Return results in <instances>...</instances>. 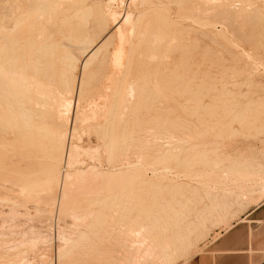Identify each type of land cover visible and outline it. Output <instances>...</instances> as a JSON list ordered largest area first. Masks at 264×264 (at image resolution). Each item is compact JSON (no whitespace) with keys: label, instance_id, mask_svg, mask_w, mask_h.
<instances>
[{"label":"rangeland","instance_id":"374dc122","mask_svg":"<svg viewBox=\"0 0 264 264\" xmlns=\"http://www.w3.org/2000/svg\"><path fill=\"white\" fill-rule=\"evenodd\" d=\"M71 3H70V2ZM62 0V1H59V3H58V7H55L54 9H58L59 11L60 10H62V9H66V8H70V7H72V8H74V7H76V6H78V4L79 3H82L83 4V6L82 5H79V6H82V7H84L86 10H90V16L88 17V19H87V29H88V31H89V33H88V35H92L91 36V40H93L92 42H94L95 44H99V43H101V42H103V39H104V42L106 41L107 42V49H105L104 48V50L102 51V53H101V55H100V57H99V59L98 58H96V60L95 59H93V61L91 62V65L89 64L88 66H87V69L86 68H84V65H82L84 62H85V58H86V56H85V58H84V56H82L81 58H80V60H79V65H78V63H77V70L75 69V71L73 70V72H72V74L70 75V78H71V80L73 79V80H75V81H73L74 82V84L72 83L71 85H70V87H71V91H73L72 93V95L70 94V96H72V98L70 97L69 98V100L66 102V103H62V107L60 108V115H59V117L58 118H56L55 116V114L54 115H50V116H48L47 118H46V124L45 125H47V126H52V125H54V124H59V126H60V128H61V130H65V131H68V136H67V139H66V145H67V147L69 146V144L68 143H71V144H75V145H77V147H80V148H77V149H79V150H77L78 151V154L79 155H81V157L78 155V158H76L74 161H72V163L71 164H65V162L67 161V159H66V157L67 156H65V158H64V162L61 164V166H60V171H59V176L61 177V183H62V181L64 180V177L66 176L65 174H67L66 173V171L68 172L69 171V173H71L72 172V170L73 171H75V172H72L73 173V177L75 176V173H81V174H85V178H87L85 181V183H88L87 184V186L89 185V184H93V185H91V187H93V188H95L96 189V187H94L95 185L97 186V187H101L100 189H97V192H95L94 190H92L93 188H91L90 186H89V188H87L85 191H87L88 189L90 190H88V193L87 192H83L82 193V191H84V190H80V184H81V182H78L77 181V179H75L74 180V178H73V180H74V182H72L71 181V183H75V181L76 182H78V185L75 183V185L73 186L71 183H69L70 182V180L69 181H67L66 183H69V186H70V184L72 185V187L70 186H68V184L64 187L63 186V183H62V185L60 184L58 187H57V191H56V195H55V202L52 204V203H47L46 201H43V200H41V202L39 203V205L40 204H42L40 207L41 208H45V211H30V212H28L27 211V214L24 212V211H22V212H24L25 214H23L24 216H21L22 214H20L21 213V211H17V213H15L16 211H10L9 210V208H7V207H9L10 205H9V203L6 201V200H3L5 203H6V205H5V203L4 202H2V199H4V197H6L5 196V194H7V193H11V191L9 190V187L7 188V190H5L4 192L2 191V192H0V196H3V197H1V202L2 203H4V205L1 203V206L3 205V206H6V207H3L2 206V208H1V206H0V208L2 209H0V217L1 216H3V217H1V219H0V221H2V227L4 228V229H2L1 227H0V243L2 244V246H0V264H18V262H19V264H131L133 261H131V260H127L126 259V257H125V255L127 256V258H129L131 255L129 254V253H126V252H130L129 250L131 249L132 250V248H129V247H131V246H129V244H130V242H131V244H134V247H136L137 246V243H134L136 240H137V238H139L138 237V235H137V231L139 230V229H137V228H141V226H143V225H145L146 227H148L149 229H151L150 231H158L159 233H167L168 232V234H170V235H172V236H174V237H176V235H182V236H189L190 238H191V242L187 245V247H186V250H184L182 253H183V256H185L186 258L187 257H191L192 255H194V254H196V253H198V252H200V251H202V245H203V242L204 241H207L209 238H213V239H216L218 236H219V234L218 233H216L217 231H216V229L217 228H224V227H228L227 225H230L231 224V222L234 220V218H235V216L236 215H239L240 213H242L245 209H246V207L248 206V204H249V202H250V200H251V198L252 197H254V199L256 198V197H260L261 196V194H262V191H263V189H264V149L262 148L263 147V145H264V0H207V1H205V0H190V2L188 1V0H186L184 3L183 2H181L182 0H175L176 2H177V4L179 3V4H181V3H183L182 5H178V6H182V8L181 7H179V10H181L180 11V14L179 13H177V11L175 12L174 10H177L178 9V7H177V5H176V2H174V0H169L170 1V3H172V4H169V2H168V4L166 5V1H168V0H156V1H158L160 4L161 3H163V1L165 2L164 4H161V6H162V8H163V6H164V8L167 10V11H165V9H164V11H163V9L162 8H160L161 6H160V4L158 3L157 4V2H155L156 4H154L153 2L155 1V0H148V1H150V3H148L149 4V6L151 5V2H152V7L150 6H147L146 4H143V2H146V1H143L142 2V4L143 5H139V4H141V2H139L140 0H129L130 1V4L129 5H131V6H128L127 4L129 3V1L128 0H115V1H113V0H111L110 2H106V1H109V0H85V3L86 4H84V0ZM87 1H88V3H87ZM134 1V2H133ZM139 2V3H136V2ZM142 1V0H141ZM162 1V2H161ZM180 1V2H179ZM184 1V0H183ZM205 1V2H204ZM61 2V3H60ZM69 2V3H68ZM76 2V4H74ZM91 4H90V3ZM97 4H96V3ZM121 2V3H120ZM128 2V3H127ZM133 2V4H135V5H133V4H131ZM66 3H68V4H66ZM92 3H93V5H92ZM105 3H107V4H105ZM190 3V5H188ZM0 4H2V1L0 0ZM59 4H61V5H59ZM110 4V5H109ZM122 4V5H121ZM174 4V5H173ZM75 5V6H74ZM87 5V6H86ZM88 5H91L90 7H88ZM97 5V6H96ZM119 5H121V6H119ZM136 6L137 7V5H139L137 8H135V7H133V6ZM158 5V6H157ZM172 5V6H171ZM186 7H185V6ZM199 5V6H198ZM94 6H96V8L98 9L97 11H98V13H97V11H95V9L96 8H94ZM100 6V7H99ZM102 6V7H101ZM109 6V7H108ZM140 6H142V7H140ZM145 6V7H144ZM153 6H157L158 8H160V9H162V15H160L161 14V11H160V9H158L157 7L153 10V11H151L152 9L151 8H153ZM165 6H170L169 8L168 7H165ZM176 6V7H175ZM188 6V7H187ZM88 9H87V8ZM112 7V8H111ZM147 7V8H146ZM173 7H175V8H173ZM183 7H185V8H187V9H184ZM215 7V8H214ZM217 7V8H216ZM109 8H111V9H109ZM129 8H132V9H129ZM143 8V9H142ZM172 8V9H171ZM188 8H189V11H188ZM200 8V9H199ZM201 8H202V10H201ZM104 9V10H103ZM134 9V10H133ZM135 9H138V10H135ZM142 9V11H140ZM145 9H149V11H147L148 13H150V14H147V12H146V10ZM158 9V10H157ZM174 9V10H173ZM182 9H183V12H182ZM204 9H205V11H204ZM209 11H208V10ZM212 9V10H211ZM58 10H56L57 12H58ZM93 10V11H92ZM100 10V11H99ZM103 10V11H102ZM109 10V11H108ZM112 10L114 11V12H112ZM129 10V11H128ZM170 11V13L168 14V12ZM191 10V11H190ZM251 10V11H250ZM1 11V10H0ZM95 11V12H94ZM102 11V12H101ZM105 11V12H104ZM107 11V12H106ZM123 12V13H121V17L120 18H118V15H119V13L120 12ZM131 14V13H133L134 11H136V12H134V15H132L133 16V18L132 19H134V20H136L137 19V21H139V23H137V25H139L138 27H139V32H141V30H143L144 31V29L143 28H145V26H147L145 23L146 22H148V20H146V19H151L152 18V21H154V16H156V13L154 14L153 12L154 11H158L157 12V16H156V18H155V21L154 22H152V23H154L153 25L151 24V22L150 23H147L148 25L150 24V26H153L154 28H150V29H155V28H157L158 26H161L160 24L163 22V26H167V25H169L170 23L172 24V26H171V24L169 25V27L167 26V28L169 29H166V27L164 28L163 27V29H164V31L166 32H168L169 31V33L170 32H172V29H173V32L172 33H174V32H176L177 34L175 35V34H171L170 33V35H171V37L172 36H176V38H175V41H174V39L173 40H171V43H168L167 42V40L165 41V43H163V44H161V46L163 45H168L169 44V46H167L168 47V52H166L165 54H167L168 53V55L170 56V57H167V59L169 60H165V63H166V66H164L165 65V63L163 62L164 60H162V57H161V55L160 54H163V51L165 52L166 51V49H167V47L164 49V47H161L160 45H159V47H161V50L159 51L158 50V55H156L157 54V49H160L159 47H155L154 46V48H153V50H155V53H154V56L156 55V56H158L157 57V60H159V61H157L155 58L154 59H150L151 60V62L152 61H154L155 62V60H156V62H160V64L157 66V63H154V62H152L151 63V65H153V66H151V65H149L148 67H149V71H150V75H146V73L147 74H149V71H147V69H148V67H145L146 66V61H147V63H149V61H148V58L147 57H149V58H151L150 56H152V58L154 57L152 54L153 53H151V51L153 52V50H152V48L150 47V48H148V46H150V44L148 43V46H146V45H144L143 47H145V50H143V55L145 54H147L145 57L143 56V59H142V63L143 64H141L142 66L141 67H143V68H141L140 67V75H141V73L143 74V72H145L144 74L146 75H144L145 77H147V78H145L144 77V79H142V84H143V87L141 86L140 88L142 89V88H146V89H142V91H144V92H141V94L140 95H142L141 96V98H139L138 99V97L137 98H135V99H133L134 101L136 100V102H134V101H132L131 102V100H130V98H129V96H127V93H128V91H127V89H124V88H127V84H125V86H124V88H122V91H123V89H124V95H126L127 97H124V99H121L120 101L118 100V101H115V102H118V103H114L113 101H107L108 99L106 98L107 96H105L106 95V93H113V91H111V90H109L108 89V91H107V89L105 88L104 90H106L107 92L106 93H104L105 91L103 90V86H105L104 84H103V86L101 85L104 81L101 79V76L103 75V72H104V70H103V68H104V65L102 64V61L100 60L101 59V56L102 55H104V53H106V50H110V48H113V47H111V46H113V43L117 40V37H116V39H113V38H115V37H113V36H115V35H112V39H111V33L110 32H113L112 34H115L114 32H115V28H116V23L117 22H121V20H122V18L123 17H126V14L128 13V12ZM131 11H133V12H131ZM138 11V12H137ZM151 11V12H150ZM186 11V12H185ZM207 11V13H206V15H205V12ZM211 11V12H210ZM213 11V12H212ZM246 11H248L246 14H249V16L247 15V17H246V14H245V12ZM253 11V13L251 14V12ZM93 12H94V16H95V18L97 19H94V16H93ZM104 12V13H103ZM112 12V15L114 16V14L115 15H117V19H115L116 18V16H114L113 17V20H111V21H116L117 20V22H115V24H114V22H112L111 24H109L111 21H109L110 19H112V18H110V17H112L111 16V14L110 13ZM116 12V13H115ZM165 12V13H164ZM174 12V13H173ZM182 12V13H181ZM203 12V13H202ZM210 12V13H209ZM100 13H101V15H100ZM107 13V14H106ZM118 13V14H117ZM126 13V14H125ZM128 13V14H129ZM138 13L140 14V15H138ZM152 13V14H151ZM176 13H177V15L179 14L180 15V17L181 16H183V15H185L186 16V14L188 15L187 17V19L186 18H183V17H179L178 16V18H177V15H176ZM184 13H186V14H184ZM105 14V15H104ZM129 14V15H130ZM145 14H147V15H145ZM165 14V15H164ZM172 14V15H171ZM181 14H183V15H181ZM191 14V15H190ZM201 14V15H200ZM96 15H97V17H96ZM107 15L109 16V17H107ZM141 16L142 18H140V19H138V18H136V16ZM149 15L151 16V17H149ZM166 15H168V16H166ZM172 17V18H170V16ZM175 15V16H174ZM200 15V16H199ZM202 15H205V16H202ZM207 15H209V16H207ZM255 15V16H254ZM92 16V17H91ZM135 16V17H134ZM153 16V17H152ZM158 16H164V18L163 19H159L158 18ZM166 16V17H165ZM184 16V17H185ZM192 16V17H191ZM201 17V18H199V17ZM91 17V18H90ZM147 17V18H146ZM149 17V18H148ZM175 17V18H174ZM90 18V19H89ZM108 18H109V20H108ZM136 18V19H135ZM145 18V19H144ZM182 18L185 20H182ZM92 19H93V21H92ZM115 19V20H114ZM159 19V20H158ZM164 19H165V21L168 19H172L171 21L169 20H167V22H170L169 24H166L167 22H165L164 23ZM177 19H180V20H177ZM204 19V20H203ZM253 19V20H252ZM92 21L93 22V24L92 23H90V21ZM96 20V21H95ZM226 20H228V21H226ZM102 21V22H101ZM140 21H141V23H140ZM156 21H158V22H156ZM173 21V22H172ZM177 21H178V23L179 24H182V25H180L179 26V24L177 23ZM184 21V22H183ZM208 21H211L210 23H208ZM222 21H225L226 22V25H225V22L224 23H222ZM95 22V23H94ZM134 22H136V21H134ZM160 22V23H159ZM206 22V23H205ZM227 22H228V24H227ZM92 24V25H90V24ZM159 23V25H157L156 26V24H158ZM184 23H185V25H184ZM208 23V24H207ZM114 26H113V25ZM142 24H144V25H142ZM213 24V25H212ZM215 24V25H214ZM90 25V26H89ZM111 25H112V27H111ZM173 25H175L176 26V28L179 26V28L180 27H182V26H184L181 30L180 29H178V30H176L175 29V26H173ZM204 25V27L202 28V26ZM206 25V26H205ZM207 25H209V27L207 26ZM223 25V26H222ZM93 26V27H92ZM109 26V27H108ZM144 26V27H143ZM156 26V27H155ZM185 26L186 27H188L187 29H185ZM210 26H211V28H210ZM213 26H214V28H213ZM243 26V27H242ZM90 27H91V29H90ZM114 27V28H113ZM224 27V28H223ZM226 27V28H225ZM231 28V29H229V31H228V28ZM101 28H102V30H101ZM112 28L114 29L113 31H112ZM140 28H141V30H140ZM172 28V29H171ZM204 28H206L207 29V31H206V29H204ZM232 28L234 29V30H232ZM251 28V29H250ZM92 30V31H95L96 29V31L95 32H97V33H95V32H91L90 30ZM147 28H145V30H146ZM214 29V30H213ZM225 29V30H224ZM263 29V30H262ZM205 30V31H204ZM227 30V31H226ZM235 30H237V31H235ZM243 30V31H242ZM179 31V32H178ZM186 31H187V33H186ZM91 32V33H90ZM189 32V33H188ZM202 32H204V33H202ZM205 32H206V34H205ZM215 34H214V33ZM255 32V33H254ZM96 35H95V34ZM169 33H167V35H169ZM258 33V34H257ZM150 34V33H149ZM181 34H183L182 36H180ZM185 34V35H184ZM188 34V36L186 37V35ZM205 35V36H201V35ZM213 34V35H212ZM218 34H219V38L217 37L218 36ZM94 35H95V38H94ZM137 35H140V34H137ZM141 35H144V33H141ZM145 35H147V36H149L148 35V33L147 34H145ZM189 35H191V36H189ZM209 35V36H208ZM215 35V36H214ZM223 38H222V37ZM263 36V37H262ZM184 37H186V38H184ZM225 37V38H224ZM228 37V38H227ZM173 38V37H172ZM171 38V39H172ZM182 38H184V39H182ZM188 38H189V40H188ZM193 38V39H192ZM197 38V39H196ZM102 39V40H101ZM182 39V40H181ZM187 39V40H186ZM191 39H192V41H191ZM195 39V40H194ZM108 40H110V41H108ZM203 41L202 42V44H201V42H198V41ZM217 40H218V42H220L219 44H217ZM100 41V42H99ZM111 41L113 42V43H111ZM188 41H189V43H188ZM195 41H197V43H194ZM255 41V42H254ZM259 41V42H258ZM105 42V43H106ZM109 42L111 43V45L109 44ZM193 42V43H192ZM177 43V44H176ZM171 44V45H170ZM189 44V45H188ZM196 44H198L197 46H196ZM180 45V46H179ZM181 45H183V46H181ZM187 45V46H186ZM190 45H191V47H190ZM195 45V46H194ZM108 46H110V47H108ZM180 47V49H178L177 47ZM193 46V47H192ZM202 46H204V47H202ZM205 46H206V48H205ZM208 46H209V49H208ZM147 47V48H146ZM170 47V48H169ZM182 47V48H181ZM164 50H163V49ZM177 48L178 50H175V49ZM201 48H203V49H201ZM142 49H144V48H142ZM149 49H151V51H149ZM189 49V50H188ZM187 50L189 51V52H187ZM162 51V52H161ZM172 51V52H171ZM183 51H186L185 53L183 52ZM148 52H150L151 53V55L149 56L148 55ZM149 53V54H150ZM164 55V54H163ZM162 55V56H163ZM168 55H164V56H168ZM163 56V57H164ZM102 58H103V56H102ZM146 58V59H145ZM166 58V57H165ZM164 58V59H165ZM162 61H161V60ZM84 60V61H83ZM143 60H146V61H143ZM178 60H179V62H178ZM97 61H98V63H97ZM173 61V63L174 64H170L171 62ZM183 63H182V62ZM83 62V63H82ZM145 62V63H144ZM163 62V63H162ZM170 62V63H169ZM178 62V63H177ZM82 63V64H81ZM162 63V64H161ZM169 63V64H168ZM179 63L181 64V67H180V65H179ZM186 63V64H185ZM92 64H93V66H92ZM145 64V65H144ZM182 64H184V66L185 67H183L182 66ZM174 65H176V67L174 66ZM188 65V66H187ZM80 66V67H79ZM90 66V67H89ZM102 66H103V68H102ZM171 66V67H170ZM190 66L193 68V70L190 72V70L192 69H188V68H190ZM82 67H83V69H82ZM101 67V68H100ZM153 67H155V68H153ZM161 67V68H160ZM162 67H164L165 69H163ZM179 67V68H178ZM187 67V68H186ZM220 67V68H219ZM158 68V69H157ZM159 68H160V70H159ZM167 68H168V70H167ZM175 68H177V69H175ZM195 68V69H194ZM197 68V69H196ZM81 69H82V71H81ZM146 71H145V70ZM158 71H161V76H160V73H159V71L157 72L156 70ZM173 69V70H172ZM203 70V71H201V70ZM144 70V71H143ZM152 70V71H151ZM163 70H165V71H163ZM176 71L175 73H177L178 72V74L180 75V74H184V76H179V77H181V78H179L178 77V74H175L174 72H172V71ZM183 70H185L184 72H183ZM188 70V71H187ZM200 70V71H199ZM143 71V72H142ZM179 71H180V73H179ZM196 71H198V72H196ZM84 72H86V73H84ZM171 74H173L172 76L170 75V73ZM189 72V73H188ZM193 72H194V74H193ZM196 72V73H195ZM201 72V74L204 76V74H205V76L207 77L206 79L201 75V74H199ZM236 72H238V73H236ZM78 73V74H77ZM81 73H83V74H81ZM168 73H169V76H168ZM204 73V74H203ZM86 74H88V75H86ZM90 74V75H89ZM102 74V75H101ZM158 74V75H157ZM186 74H188V75H186ZM196 74H198V77H197V75ZM217 74V75H216ZM74 75V77H72ZM81 75H82V77H81ZM92 75V76H91ZM95 77H94V76ZM98 75V76H97ZM186 75V76H185ZM190 75V76H189ZM192 75V76H191ZM84 76V77H83ZM87 76V77H86ZM89 76H90V79H88L89 78ZM142 76V75H141ZM151 77V76H153V77H151V78H148V77ZM173 76L175 77L174 79H173ZM188 76V77H187ZM193 76H196V78L194 79H192L191 80V78L193 77ZM200 76V77H199ZM201 76H202V78H204L206 81H203V79L201 78ZM80 77H81V80L82 79H84L85 80V84H87V86H88V83H89V87H90V90H89V87L87 88V86L86 85H84V87H86V88H84L85 89V92L87 93V91H89V95H91V97L89 96L88 97V95L85 93V92H83L82 94L81 93H79V86H78V84L81 82V80H80ZM86 77V78H85ZM162 77L164 78V77H167V78H165V79H163V80H165L166 82H167V80H168V82L166 83L165 81H162L161 79H162ZM170 77V78H169ZM187 77V78H186ZM209 77V78H208ZM231 77V78H230ZM93 78H95V79H93ZM98 80H97V79ZM152 78H154V79H152ZM172 78V79H171ZM177 78V79H176ZM198 78V79H197ZM200 78V79H199ZM86 79H87V81H86ZM145 79L147 80V81H145ZM151 79V80H150ZM171 79V80H170ZM180 79V80H179ZM186 79L188 80V81H186ZM221 79V80H220ZM232 79V80H231ZM88 80H92L91 82V85H90V81H88ZM95 80H96V82H95ZM143 80H144V82H143ZM151 81V82H149V81ZM153 80V81H152ZM159 80H160V82H159ZM177 80V81H176ZM196 80H198V81H196ZM200 80V81H199ZM202 80V81H201ZM156 81V82H155ZM165 82V83H163L162 84V82ZM169 81H170V83H169ZM175 81H176V83H175ZM179 81V82H178ZM183 81H185V82H188V83H184ZM189 81H191V82H189ZM193 81V82H192ZM195 81V82H194ZM225 81V82H224ZM78 82V83H77ZM88 82V83H87ZM102 82V83H101ZM140 82V83H141ZM146 82H149V83H146ZM153 82L155 83V84H153ZM202 82V84H200ZM206 82V83H205ZM100 85H99V84ZM172 83V84H171ZM204 83V84H203ZM210 83V84H209ZM230 83H232V84H230ZM233 83H234V85L235 86H233ZM238 83V84H237ZM142 84H140V85H142ZM145 84V85H144ZM147 84V85H146ZM164 84H166V86L164 85ZM170 84V85H169ZM206 84V85H205ZM215 84V85H214ZM72 85H74V86H72ZM80 85V84H79ZM116 85V84H115ZM114 85V86H115ZM159 85V86H158ZM203 85V86H202ZM226 85V86H225ZM99 86H100V88H99ZM205 86V87H204ZM73 87V88H72ZM116 87V86H115ZM202 88H203V92H202ZM74 89H78L77 91L75 90L74 91ZM114 89V88H113ZM206 91H205V90ZM213 89V90H212ZM178 90H179V92H178ZM229 91V94H228V91ZM101 91V92H100ZM104 91V92H103ZM126 91H127V93H126ZM177 91V92H176ZM222 93H221V92ZM225 91H227V92H225ZM90 92H92L91 94H90ZM97 92V93H96ZM200 92V95L198 96L197 94ZM201 92L203 93V94H201ZM75 93V94H74ZM85 93V94H84ZM99 93V94H98ZM123 93V92H122ZM126 93V94H125ZM220 93H221V95H220ZM78 94H80V95H78ZM102 94V95H101ZM205 94L207 95V96H205ZM82 95H83V97L84 98H82ZM92 95H93V97H92ZM99 96L98 98H96L97 96ZM140 95H139V97H140ZM196 95V97L198 98H196V97H194ZM74 96V97H73ZM87 96V97H86ZM102 96H105V97H103V98H105V100H102L103 98H102ZM223 96V97H222ZM101 97V99H99ZM81 100H80V99ZM86 98V99H85ZM89 98H90V100L92 99V100H94L93 102L92 101H90L89 102ZM94 98V99H93ZM192 98H196V101L194 100V99H192ZM209 98V99H208ZM213 98V99H212ZM76 99V100H75ZM77 99H79L78 101H77ZM84 99H85V102H83L84 101ZM98 100V102H97V100ZM219 99H220V101H222V103L219 101ZM102 100V101H101ZM192 100H194L195 102H193ZM197 100H199V101H197ZM201 100V101H200ZM88 101V102H87ZM95 101L98 103H95ZM103 101H105L106 103L105 104H103ZM140 103H139V102ZM192 101V102H191ZM223 101H224V103H223ZM76 102H78V103H76ZM120 102L123 104V105H125L126 107H125V109L124 108H122V105L120 106ZM124 102V103H123ZM138 102V103H137ZM200 102V103H199ZM71 103V104H70ZM90 103H91V105H90ZM112 103H113V105H114V107H115V105L116 104H118V106L116 105V110H115V108L113 107V106H111L112 105ZM131 103V104H130ZM133 103H135V104H133ZM195 103H197V104H195ZM204 103H206V105L208 106L209 105V109H208V107L207 106H205V104ZM70 106V109L68 108L69 106ZM76 104H78L77 105V108H76ZM84 104V105H83ZM133 104V105H132ZM138 104V105H137ZM77 110L76 112L74 111V108H72V106ZM80 105V106H79ZM88 105H90V106H88ZM99 105V106H98ZM100 105H101V107H108L109 106V109L108 108H105V112L104 113H106L107 111H106V109H108V114L106 115V117L105 116H103V114L102 115H100V112L102 113L103 112V110H104V108H103V110H101L102 108L100 107ZM129 105V106H128ZM135 105V106H134ZM194 105V107H191V106H193ZM199 106V107H201V110H199L200 108H196L197 106ZM68 106V107H67ZM83 106V107H82ZM85 106H87V107H85ZM188 106H189V108H188ZM207 107V109H204L203 107ZM93 107L95 108L94 110H92L93 109ZM101 110H98V108ZM111 107H113L112 109H111ZM124 107V106H123ZM127 107H130V109H131V112H129V111H127L126 112V110L127 109H129V108H127ZM135 107V108H134ZM137 107V108H136ZM141 107V108H140ZM184 107V108H183ZM185 107H187L188 108V110L185 108ZM190 107L192 108V109H190ZM66 108H68V109H66ZM120 108L121 109H123V113H128V114H126L127 116L129 115L130 117H125V118H127V119H125V120H127L126 121V123H124V124H127V122H129L127 125H129L128 127H127V125H125V128L127 127L128 129H126L125 131H127L126 133H127V135L125 134V140L128 138V142L129 143H127V140L126 141H123V142H125V143H120L121 141H118L119 140V138H120V135H118V134H120V125H121V123H122V121L124 120H122L121 122L119 121L118 122V120H119V115H121L120 116V118H123L124 117V114H123V117H122V114H120V112H121V110H120ZM127 108V109H126ZM133 108V109H132ZM218 108V109H217ZM226 108V109H225ZM244 108V109H243ZM84 109H87V110H84ZM129 109V110H130ZM135 109H137L138 111H136V112H133V114H132V111L133 110H135ZM198 110V112H195L194 110ZM203 109V110H202ZM70 110V111H69ZM90 110L92 111V112H96V111H98V114L100 115H98V114H95V112H94V114H95V117H93V113H91L90 112ZM124 110H125V112H124ZM186 110V111H185ZM189 110H193L195 113H193L192 111L190 112ZM64 111V112H63ZM83 111V112H82ZM90 112V113H88V112ZM110 111H111V114H110ZM112 111H113V114H112ZM115 111V112H114ZM120 111V112H119ZM205 111V112H204ZM208 111H210L209 113H208ZM223 111V112H222ZM79 112V115L77 114ZM190 112V113H189ZM242 112V113H241ZM67 113H68V116H67ZM70 113V114H69ZM83 115H85V116H83ZM191 113H193L194 115L196 114L197 115V119L196 120H194L196 117L193 115L192 117H190L189 116V114H191ZM200 113V114H203L204 115V117H205V115H206V120H208V121H205L206 123H210V121H211V119H213L212 121L214 122V123H216V121H217V123H218V125H220L221 126V131H220V126H217V124H214V125H212V121H211V123H210V125L212 126V127H218V128H215V129H213L212 130V127L209 125H207L205 122H201V123H199L198 121H204L205 119H203V115H198V114ZM206 113V114H205ZM208 113V114H207ZM229 113V114H228ZM237 113V114H236ZM73 114V115H72ZM77 116V117H75V115ZM115 114V115H114ZM136 114V115H135ZM188 114V115H187ZM213 114V115H212ZM219 114H220V116H219ZM234 114H236L237 115V117L238 116H242L244 119H242V121H240L241 120V118L240 117H238V118H240V120L239 119H237V117H236V115L235 116H233L232 117V115H234ZM69 115H70V117H69ZM82 117H81V116ZM89 115H90V117H89ZM97 115V116H96ZM110 115H113V116H110ZM53 116V117H52ZM87 116V118H86V120L88 119V123L87 122H83V123H81V125H79L80 124V122L84 119V117H86ZM108 116H110V121H107V119L109 118ZM134 116V117H133ZM213 116V117H212ZM66 117H68V118H66ZM91 117H92V120H91ZM112 117H113V121H112ZM195 117V118H194ZM201 117H202V119L203 120H199V119H201ZM234 117H236V118H234ZM247 117H249V119L247 120L246 118ZM54 118V119H53ZM64 118V119H63ZM71 118V119H70ZM79 118H81L80 120H78ZM95 118V119H94ZM103 118V119H102ZM106 118V119H105ZM131 118V119H130ZM199 118V119H198ZM208 118V119H207ZM209 118H211V119H209ZM228 118V120H227V122L229 123V126H228V123L225 121L226 119ZM231 118H232V120H233V118H234V120L232 121L231 120ZM258 120H257V119ZM59 119V120H58ZM75 119V121H73ZM192 119V120H191ZM230 119V120H229ZM254 119V120H253ZM256 119V120H255ZM50 120H52L51 122H50ZM57 120V121H56ZM61 120V121H60ZM68 120V121H67ZM76 120H78V123H77V121ZM89 120H90V124H89ZM104 120V121H103ZM106 120V121H105ZM116 122H115V121ZM121 120V119H120ZM125 120H124V122H125ZM129 120V121H128ZM135 120V121H134ZM210 120V121H209ZM246 120V122L245 123H247V124H249V122H251L250 123V125H247V124H244V121ZM251 120V121H250ZM261 120H263L262 122H260ZM49 121V122H48ZM66 121L68 122V123H66ZM80 121V122H79ZM84 121V120H83ZM111 121H112V123H111ZM178 121V122H177ZM189 121H195L196 122V125L197 126H195V123L193 124V122L191 123V122H189ZM218 121H220L222 124H219V122ZM230 121V122H229ZM231 121H232V123H231ZM237 121L240 123V124H244L245 126H247V127H245L243 124V126L241 127V126H239L238 124H237ZM249 121V122H248ZM56 122V123H55ZM91 122H93V123H91ZM106 122L108 123V125H106ZM118 122V123H117ZM189 122V123H188ZM254 122V123H253ZM72 123H74V124H72ZM87 123V124H86ZM111 123V124H110ZM114 123L116 124L115 126H114ZM167 123H169V125L171 124V125H173L171 128H169L170 126L169 125H167ZM180 123V124H179ZM191 123V127H193V125L196 127H193V128H191L190 126V128H191V130H192V132L194 133H190L191 132V130L189 131L187 128H189V127H187V125H189ZM198 123V124H197ZM67 124V126H68V128H67V126L65 127V125ZM84 126H86V127H82L83 125ZM100 124L101 125H103L104 127H100ZM133 124V125H132ZM174 124L175 125H177V126H174ZM178 124H179V126H181V127H178ZM193 124V125H192ZM232 126H231V125ZM70 125V126H69ZM78 125V126H77ZM107 126V129H106V126ZM110 125H111V127H110ZM119 125V126H118ZM206 125V126H205ZM237 125V126H236ZM252 125H254V127H252V128H255V129H251V127H250V131H248L249 130V127L248 126H252ZM91 126V127H90ZM118 126V127H117ZM168 126V127H167ZM203 126H205L204 128H201V127ZM207 126L210 128L211 127V130H209L208 129V131L206 130V133L208 132V134H206L205 133V131L203 130V129H205V128H207ZM226 126H227V128H226ZM70 127H73L72 129H70L69 130V128ZM82 127V128H81ZM97 127H99V128H97ZM130 127V128H129ZM197 127L199 128L198 130H197ZM225 127V128H224ZM228 127H229V130H230V133L232 134V136L230 135V133H229V131H228ZM233 127V128H232ZM241 129H243V130H245V131H243V130H241ZM260 127H262L261 129H260ZM50 128V127H49ZM65 128H67V129H65ZM88 128H91V129H88ZM102 128V129H101ZM105 128V129H104ZM109 128H111L112 130H110ZM118 128V129H117ZM145 128L147 129L148 128V130H145ZM236 128V129H235ZM259 128V129H258ZM80 129V130H79ZM84 129V130H83ZM89 130V132H92V133H88V130ZM103 129L106 131L105 132V135H103L104 133V131H103ZM109 129V130H108ZM152 129H154V130H152ZM161 129H163V131H161ZM167 129V130H166ZM219 129V131H220V133L222 134V136L220 135V138H216V137H218L219 135H216L215 133H217L218 131L217 130ZM238 129H239V131H238ZM256 129H257V131H256ZM91 130V131H90ZM93 130V131H92ZM132 130V131H131ZM152 130V131H151ZM197 132H199V134H195V133H197ZM225 130H227L228 132H226ZM237 132H236V131ZM257 132V133H255V131ZM259 130H261V132L259 131ZM75 131H77V134L79 133V135L81 136L83 133V138H82V136L80 137V139H79V135L77 136L76 135V132ZM81 131H82V133H81ZM99 131V132H98ZM119 132L118 134H116V132ZM133 132V133H131V132ZM148 131V132H147ZM158 132L157 133V135H155V136H153L154 134V132ZM161 131V132H160ZM195 131V132H194ZM214 131H217V132H214ZM244 132V133H242V132ZM259 131V132H258ZM70 132L72 133H74L75 135H74V137H71V135H70ZM109 132H111L110 134H109ZM145 132H147V133H145ZM153 132V133H152ZM174 134H173V133ZM202 132H204V134H206L207 135V137H209V139L207 138V137H205V138H203L204 136H206V135H201V134H203ZM213 134H211V133ZM214 132V133H213ZM226 132V133H225ZM241 134H240V133ZM245 132H246V134H245ZM252 132V133H251ZM254 132V133H253ZM85 133H88V134H85ZM131 133V134H130ZM149 133H150V135H149ZM152 133V134H151ZM164 135H163V134ZM192 134V135H195V136H197V137H195V136H187V134ZM225 133V134H224ZM229 135H228V134ZM235 133H238V134H235ZM249 133V134H248ZM250 133L252 134V135H250ZM90 134V135H89ZM129 134V135H128ZM156 134V133H155ZM161 134V136H158V135H160ZM182 134V135H181ZM209 134H211V135H209ZM214 134L216 135V137L214 136ZM224 134V135H223ZM233 134H235L236 135V137L233 135ZM257 134V135H256ZM86 135V136H85ZM109 135H111L110 137L112 138V139H108V138H110L109 137ZM163 135V136H162ZM198 135H201V137H198ZM239 135H241L242 136V138L240 139V137L241 136H239ZM260 135V136H259ZM262 135V136H261ZM69 136L72 138V140H71V138H70V140L71 141H69ZM89 136H91L90 138H88ZM103 136V137H102ZM116 136H118L117 137V141H118V144L117 145H119L120 146V144H124L123 145V149H120V148H118L119 146H116V148H118V149H114L113 148V144H111V143H113L112 141H110L111 143H109V140H113V138H114V140L116 141V139H115V137ZM128 136V137H127ZM131 136V137H130ZM203 136V137H202ZM228 136V137H227ZM231 136V137H230ZM256 136H257V138H256ZM86 137V138H85ZM151 137V138H150ZM160 137H162V139L160 138ZM186 137V138H185ZM192 137H194V138H192ZM213 137H215V138H213ZM221 137H222V139H221ZM225 137H227V139L225 138ZM229 137H230V139H229ZM249 139H247V138ZM249 137H251V138H249ZM255 137V138H254ZM92 138V139H91ZM99 138V139H98ZM100 138H102V140H105V138H106V140H108V141H106L105 140V142L107 143H109L108 144V146H110L111 147V145H112V148L111 149H109V147L107 148V149H105V147H106V143L104 142V141H102V140H100ZM123 138V139H124ZM159 138V139H158ZM163 138H164V140H163ZM183 138H185V139H188V143L186 142V140H183ZM192 138V139H191ZM196 138V139H195ZM233 138V139H232ZM238 138V139H237ZM244 138L246 139V140H244ZM254 138V139H253ZM258 138L260 139V140H258ZM74 139V140H73ZM80 141H79V140ZM88 139V140H87ZM183 141H182V140ZM256 139V140H255ZM79 142H78V141ZM91 141V143H90V141ZM92 140H93V142H92ZM152 140V141H151ZM180 140H181V142H180ZM206 140H208V142H207V144L205 143V141ZM219 140H220V142H219ZM225 140V141H224ZM226 140H227V143H226ZM238 140V141H237ZM251 140V141H250ZM253 140V141H252ZM76 141V142H75ZM87 141V142H86ZM88 141H89V144H87L88 143ZM149 141V142H148ZM152 143H151V142ZM195 141H197V142H195ZM200 141H202V142H200ZM212 141L214 142V144L216 143V141H217V143L215 144V146H214V144H213V146H212V144L210 145L209 143H212ZM224 141V142H223ZM243 141V143H241V142ZM248 141V142H247ZM258 141V142H257ZM105 143L103 146H102V143ZM148 142V143H147ZM185 143V145H184V143ZM192 142H194V143H192ZM218 142H219V144H218ZM254 144H253V143ZM257 143V145H256V143ZM259 142H261V144L259 143ZM81 143V144H80ZM93 143V145H91ZM120 143V144H119ZM146 143V144H145ZM164 143H167L166 145H167V147H169L168 149H169V152L167 151L168 149H167V147H165V144ZM191 143L192 144H195V143H198L199 144V146H200V144H202V143H204L203 144V146L201 145L200 146V148L201 147H205L206 148V150H205V148H201V149H203V150H201L200 148H199V146L197 147L196 145L194 146V145H191ZM224 143V144H223ZM249 143H251V144H249ZM70 144V145H71ZM115 144V143H114ZM129 146V148H124V146ZM129 144V145H128ZM169 144V145H168ZM187 144V145H186ZM188 144H190V146L188 145ZM206 144V145H205ZM209 144V145H208ZM228 144V145H227ZM240 144H242V145H240ZM89 147H88V146ZM116 145V144H115ZM145 145H146V147H145ZM148 145V146H147ZM152 145V146H151ZM156 145H157V147H156ZM159 145V146H158ZM205 145V146H204ZM227 146V148L228 149H232V150H229L228 151V149L224 146L223 148H220L219 146ZM234 145H235V147H234ZM253 145V146H252ZM256 145V146H255ZM93 146V147H92ZM100 146H101V148H100ZM164 148H163V147ZM191 146L192 147H194V149L197 147V148H199L198 150L201 152H199L198 150L197 151H195L194 149H191ZM212 146V147H211ZM219 147V148H217V147ZM221 146V147H222ZM239 146V147H238ZM243 146H246L245 147V149H244V147ZM250 146V147H249ZM81 147L83 148V149H81ZM90 147H91V151H93V153L90 151V153H87L86 152V154H83V150H88V148H89V150H90ZM99 148V154L97 153L96 154V151H97V148ZM155 147V148H154ZM161 147H162V149H161ZM185 147V148H184ZM207 147H210V149L209 148H207ZM233 147H234V149H233ZM253 147V148H252ZM257 147V148H256ZM84 148H86V149H84ZM94 148H95V151H94ZM154 148V149H153ZM157 148H159V150H161V153L162 154H164L165 152V154L167 155V156H165V154L164 155H157V156H159V157H163V158H165V157H174V162L172 161L173 160V158H172V160H171V157H170V164L168 165V163H167V165H168V167L166 166H164L165 164H166V160L165 159H161V160H163L164 162L163 163H161V164H163L162 166L164 167V168H166L165 170H164V168H161L162 166L161 165H159L160 164V161H158V160H155V158H154V155H156L157 154V152L156 153H154L155 151H157L158 149ZM177 148V149H176ZM190 148V149H189ZM213 148V149H212ZM243 148V149H242ZM249 148V149H248ZM251 148V149H250ZM261 148L263 149L262 151H261ZM44 148H42V149H39V151L41 152L39 155H40V157H39V160H38V162H37V164H36V168L37 169H43V167H44V165H45V163L47 162L46 160H47V158L46 157H43V154H45V153H42L44 150L46 151V148L43 150ZM93 149V150H92ZM113 149V150H112ZM119 149H120V151L121 150H123L124 151V149L126 150V151H128L127 149H129V151L128 152H126V151H124V152H126V153H123L122 151H121V154H120V151H119ZM157 149V150H156ZM187 149V152L185 151ZM214 149L215 150H217V149H219V150H217V151H214ZM223 149V150H222ZM12 151L13 150H15V149H11ZM11 150H8V151H6V152H3V150H2V152L4 153H2L1 155H0V158H1V164H0V167L2 168V167H4L5 165V167L4 168H0V176L2 177L1 179L2 180H6V182L5 183H7L8 184V182H9V184L11 183L10 182V179L12 178L10 175H12L9 171H10V169H11V166H12V169L14 170L15 169V167L13 166V164H17L16 163V161L20 158V156H19V152H18V150H15L14 152H13V156H10V155H12V151ZM107 150V151H106ZM109 150H112L113 151V155H112V152L111 151H109ZM174 152H173V151ZM179 150V151H178ZM184 150V151H183ZM189 150V151H188ZM221 150V151H220ZM238 150H240V152H238ZM48 151V150H47ZM46 151V152H47ZM81 151H83V152H81ZM108 151H109V154H111V155H109L108 154ZM115 151H119L118 153L117 152H115ZM162 151H164V153L162 152ZM183 151V152H182ZM193 151L196 153V155L197 156H195L194 155V153H193ZM203 151H204V153H203ZM222 151H223V153H222ZM231 151H233V152H231ZM253 151V152H252ZM8 152V153H7ZM18 152V154H14V153H17ZM111 152V153H110ZM173 152V153H172ZM182 154H181V153ZM185 152V153H184ZM189 152V153H188ZM198 152L200 153V155L198 154ZM213 152H215V153H217V154H215V156L216 157H214V159H213V156H214V153ZM229 155L230 153H232V155H229L230 157V159L227 157L228 155L226 154V153ZM234 152H236V154L234 153ZM255 152V153H254ZM11 153V154H10ZM95 153V156L97 155L99 158H98V161H97V156H96V158L94 157V155H93V158H91V156H92V154H94ZM122 153H123V155H122ZM159 154H160V152H158ZM170 153V154H169ZM193 155H192V154ZM212 153V154H211ZM218 153H219V157L217 156L218 155ZM221 153V154H220ZM237 153H240V154H237ZM250 155H249V154ZM254 153V154H253ZM7 154H8V156H7ZM84 156H83V155ZM89 154V155H88ZM91 154V155H90ZM124 154H125V156H124ZM127 154V155H126ZM169 154V155H168ZM180 154V155H179ZM188 154H190L189 156H187ZM202 154H203V158L201 157L202 156ZM205 154V155H204ZM208 154V155H207ZM224 154V156H221V155H223ZM250 156H248V155ZM4 155V156H3ZM17 155V157L16 158H14L15 156ZM46 155H47V153H46ZM46 155H44V156H46ZM122 157H121V156ZM141 155V156H140ZM178 157H176V156ZM192 155V157L190 158V156ZM199 155V156H198ZM209 155H211V158L210 159H212L211 160V163L214 165H211V164H206V162L207 163H210L209 161H210V159H209ZM226 155V156H225ZM237 156V157H234V156ZM239 155H241V156H239ZM244 156V158H241V157H243ZM1 156H3V159H2V157ZM42 156V157H41ZM108 156H111V157H108ZM180 156H181V158H180ZM206 156V157H205ZM233 156V157H232ZM254 156V157H253ZM5 157H6V159H5ZM10 157V158H9ZM12 157V158H11ZM82 157H83V162H85V164L83 165V162L80 160V158L82 159ZM121 157V158H120ZM176 157V158H175ZM183 157H185V159H192V161H194V160H196V158H197V160L196 161H198V165L196 164V166H200V167H196L194 164L196 163V162H192V161H190V160H188L187 162H183L184 163V165L183 166H181V167H184L185 165V168H180L179 167V165H181L180 163H182L181 161H180V159L182 160H184L185 161V159L183 158ZM196 157V158H195ZM208 157V158H207ZM224 157H226V158H224ZM253 157V158H252ZM256 157V158H255ZM42 158H44V159H42ZM45 158H46V160H45ZM108 158H110V161L108 160ZM124 158H126V160L128 159V161H126ZM141 158H143V159H141ZM217 158H219L220 160H222V162H220V160H218ZM228 158V159H227ZM234 158V159H233ZM252 158V160H250ZM14 159H16V161L14 160ZM120 159V160H119ZM154 159V160H153ZM158 159H160V158H158ZM167 159V158H166ZM177 159V160H176ZM199 159L201 160L202 159V164H201V162L199 161ZM215 159H217V161L215 160ZM232 159V160H231ZM235 159H236V161H235ZM238 159H240L239 161H238ZM243 159V161H242V163H241V160ZM246 159H248V161H244V160H246ZM253 159H255L256 161H254ZM3 160V161H2ZM5 160V161H4ZM9 160H12V162L11 161H9ZM123 161L124 163H120V161ZM127 162V163H125V161ZM168 160V159H167ZM182 160V161H183ZM205 160H206V162H205ZM8 161H9V163H8ZM43 161H45V162H43ZM80 161L82 162V164L80 163ZM146 163H145V162ZM151 161L153 162V167L155 168V170L153 169V167H152V165H149V164H152L151 163ZM154 161H155V163L157 164V162H158V168H159V166H161L159 169H161L162 170V172H168L167 174H168V176L167 175H165V173H160V170H157V165L156 164H154ZM176 161V162H175ZM179 161V162H178ZM204 161V162H203ZM231 161L233 162V165H232V163H231ZM3 162H4V164H3ZM5 162H7L8 163V165H9V167H8V165H7V163L5 164ZM10 162H11V165H10ZM40 162V163H39ZM110 162V163H109ZM162 162V161H161ZM168 162V161H167ZM190 162H191V164L193 165V166H191V164H190ZM220 162V163H219ZM235 162H236V164H235ZM248 162H249V164L251 163V165H253L252 167L250 166H248L249 164H248ZM38 163H39V165H38ZM44 165H43V164ZM174 163V164H173ZM231 164V166H230V164ZM245 164V166H243L244 164ZM261 164V166L263 167V170L262 169H260V172H258V170L259 169H257V167L258 168H261V166H260V164ZM67 165L66 167L67 168H65V165ZM77 164V165H76ZM93 164H96V165H98V166H100V167H96V165H93ZM125 164V165H124ZM149 165V167H151V168H149L150 170H152V173L148 170V165ZM175 164H179V165H175ZM188 164H190V165H188ZM221 164V165H220ZM224 164V165H223ZM248 164V165H247ZM3 165V166H2ZM40 165H42V166H40ZM72 165V166H71ZM76 167H75V166ZM91 165H92V167H91ZM114 165H116V166H114ZM122 165V167H124L123 169L125 170V169H127V170H129V173H130V175L129 174H127V176H129V177H127V178H130V182H129V180H126L125 179V181H126V184H124V185H130V188H129V186L128 187H125V188H123L122 186L120 187L119 186V184H121V183H123V182H121L122 180H124L123 178H125V177H123L122 178V176H125V174L124 175H119V174H114V173H116L117 172V170H119V169H121L119 166H121ZM147 165V166H146ZM174 165H175V167H174ZM206 165H207V168L210 170H208V171H206L207 170V168H206ZM210 165V166H209ZM219 165H220V167H219ZM236 166V168H237V170H236V168H235V170L236 171H233L234 170V168H233V166ZM39 166V167H38ZM71 166V167H70ZM74 166V167H73ZM88 166V167H87ZM93 166H95V168H97L98 170H102V171H104L105 172V170H106V172L107 171H110L111 170V174H108V177H113V176H116V179L115 180H112V178H108V180H109V182L111 181V185H113V187H111V185H106L107 184V182H106V184L104 183V190L102 189L103 188V184H101V183H103V182H105V180L107 179L106 177H104L105 178V180H104V178L102 177L103 175H100V176H97L98 178L97 179H101L100 177H102V179H101V181H103V182H100V180H98L99 182H100V184H96V183H98V181H96L97 179H96V177L94 178L93 176H96V175H98V170L97 169H95V168H93ZM142 166H145V167H147V170H145L146 168L145 167H142ZM156 166V167H155ZM179 167V169H175V168H177V167ZM189 166H191L192 168H193V170H191V167H189ZM227 166V168H228V166L229 167H232L231 169L230 168H225ZM234 166V167H235ZM238 166L240 167V168H238ZM242 166V167H241ZM249 167V168H247V167ZM42 167V168H41ZM69 167V168H68ZM73 167V168H72ZM85 168V170H84V168ZM117 169H116V168ZM174 167V168H173ZM186 167H188L189 169H190V172H189V169L187 170L186 169ZM196 167V168H195ZM202 167V168H201ZM219 167V168H218ZM89 169V172H90V175L88 174V173H86V172H88L87 170ZM93 168L94 170H96L98 173L96 174V172L94 171V170H91V169ZM100 168V169H99ZM144 168V169H143ZM174 170H173V169ZM195 168V169H194ZM206 169L205 171H204V169ZM216 168H218V171H217V169ZM225 169V170H223V169ZM7 169V170H6ZM62 169V170H61ZM68 169H71V170H68ZM78 169V170H77ZM87 169V170H86ZM143 169V171H141ZM170 169H171V172H170ZM215 169V170H214ZM220 169H221V171H220ZM16 170V169H15ZM39 170V171H40ZM83 170V171H82ZM114 170H115V172H114ZM127 170H126V172H127ZM167 170V171H166ZM169 170V171H168ZM185 170V171H184ZM196 170V171H195ZM198 170H201V171H198ZM229 170H230V172H229ZM253 170H255V172L253 171ZM3 171V172H2ZM4 171L6 172L5 174L6 175H3L4 174ZM71 171V172H70ZM86 171V172H85ZM91 171H92V173L94 172L95 174L94 175H92L91 176ZM145 171V172H144ZM146 171H148L147 172V174H146ZM192 171L194 172V173H192ZM212 171V172H211ZM223 171H225V172H228V173H225V172H223ZM252 171L254 172V173H252ZM261 171H262V173H261ZM7 172H8V174H9V176H8V174H7ZM84 172V173H83ZM125 172V173H126ZM140 172H142V175H139V173ZM143 172L145 173V175L147 176H145L144 174H143ZM155 172V173H154ZM179 172V173H178ZM186 172H188L189 173V175L188 176H186L188 173H186ZM199 172H201V173H199ZM221 172V174H219ZM223 172V173H222ZM3 173V174H2ZM40 173H41V171H40ZM65 173V174H64ZM128 173V172H127ZM159 173V174H158ZM177 174V175H175V174ZM184 174V175H181V174ZM199 173V174H198ZM229 173H231V175L229 174ZM232 173H234L233 175H232ZM236 173V174H235ZM244 173V174H243ZM261 173V174H260ZM80 174V176H82ZM88 174V175H87ZM99 174H101V173H99ZM155 174H157L156 176H157V178H154V177H156V176H154ZM163 174L165 175V176H163ZM174 174V175H173ZM223 174H225L224 176H223ZM240 174H242V175H240ZM246 174H248V175H246ZM63 175H64V177H63ZM87 175V176H86ZM150 175V176H149ZM159 175H161V177L159 176ZM169 175H170V177H169ZM173 175V176H172ZM178 175L180 176V177H178ZM202 175V176H201ZM205 176V178H204V176ZM215 175V176H214ZM245 175V176H244ZM260 175V176H259ZM3 176H6V177H3ZM80 176H78V177H80ZM142 176H144V178L142 177ZM150 178H149V177ZM159 176V177H158ZM171 176L172 177H174V178H171ZM181 176L183 177L184 176V179L183 178H181ZM193 176V177H192ZM199 176V177H198ZM201 176V177H200ZM213 176V177H212ZM239 178H238V177ZM8 177V178H7ZM90 177H91V179H90ZM140 177H142V178H140ZM168 177H169V179H168ZM187 177H189L188 179H186ZM194 178V179H192V178ZM198 177V178H197ZM217 177V178H216ZM236 179H235V178ZM241 177V178H240ZM5 178V179H4ZM71 178V179H72ZM75 178H76V176H75ZM92 178H94V180L96 181V182H94V180L92 181ZM147 178H149V179H147ZM159 178H161V180L159 179ZM165 178H167L166 180H164L163 181V179ZM170 178H171V180H170ZM178 178H180V182L179 183H176V182H178L179 181V179ZM209 178V179H208ZM260 178V179H259ZM142 179V180H141ZM155 179H157V180H155ZM178 179V180H177ZM191 179H192V181H191ZM197 179V180H196ZM204 179V180H203ZM220 179V180H219ZM223 179V180H222ZM7 180H9V181H7ZM12 180V179H11ZM87 180H88V182H87ZM90 180V181H89ZM107 180V181H108ZM153 181V183H156L157 184V186H156V184H153L152 183V185L151 184H149V183H151L150 181ZM155 180V181H154ZM172 180H175V181H172ZM183 180V181H182ZM184 180H185V182H184ZM187 180V181H186ZM188 180H190V182L188 181ZM201 180V181H200ZM202 180L204 181V182H202ZM207 180V181H206ZM252 180V181H251ZM80 181V180H79ZM114 181V182H113ZM124 181V182H125ZM127 181L129 182V183H127ZM141 181H145L144 183H142ZM149 181V182H148ZM163 183H162V182ZM167 181V182H166ZM171 181V182H170ZM196 181V182H195ZM197 181H200V182H198V185H197ZM239 181V182H238ZM248 181H250L249 183H248ZM257 181V182H256ZM166 182V183H165ZM172 182H174V183H172ZM182 182V183H181ZM185 184H184V183ZM211 183V185H210V183ZM228 182V183H227ZM240 183L239 185H237V183ZM80 183V184H79ZM94 183H95V185H94ZM115 185H114V184ZM186 183H189V184H186ZM194 183H196V185L194 184ZM206 183V184H205ZM209 183V184H208ZM215 183V184H214ZM243 183V184H242ZM8 184V185H9ZM110 184V183H109ZM143 184V185H142ZM179 184L181 185V184H184V185H182L181 187H179ZM199 184H201V185H199ZM212 184L214 185V187L212 186ZM78 187H77V186ZM86 185V184H85ZM116 185H118V186H116ZM145 185V186H144ZM162 185V186H161ZM176 185V186H175ZM193 185H195V186H193ZM203 185V186H202ZM206 185H210L209 187H206ZM242 185V186H241ZM86 186V187H87ZM106 186H107V188H106ZM110 188H109V187ZM115 186V187H114ZM147 186V187H146ZM148 186L153 190V188H154V191H150L149 190V188H148ZM170 186H172L173 187V189L170 187ZM202 188H201V187ZM220 186V187H219ZM78 189L79 188V192H78V190L76 189V188ZM145 187V188H144ZM157 187V188H156ZM161 187H162V189H161ZM176 187H179L178 188V190H176L177 188ZM221 187H223V188H221ZM73 188H75V190H77V192L76 193H78V194H73V193H71L72 192V190L75 192V190L73 189ZM119 188V192L120 191H122V192H120V194H119V192L117 193L115 190H117ZM127 188H128V190H130V192L127 190ZM158 188H160V190H158ZM170 188V189H169ZM174 188H175V190H174ZM215 188V189H214ZM218 188V189H217ZM65 189L67 190V193L69 192V190H70V193H71V195L68 193L65 197L66 198H63L64 200L66 199H69L68 201H62V194H63V191H65ZM106 189H108V190H106ZM115 189V190H114ZM121 189H124V190H121ZM145 189V191H143ZM212 189V190H211ZM224 191H223V190ZM4 190V189H3ZM115 191V192H113L114 193V195L115 194H117V195H115V196H117L118 198L119 197H121V198H119L118 200L114 197V195H113V193H112V195H113V197H112V201L111 202H113V207L114 208H116V210H114V208H112L111 207V204H109L110 202H109V197H110V195H111V193H110V191ZM127 190V191H126ZM148 190V192H146ZM158 190V191H157ZM172 190H174V192L175 193H173V191ZM217 190V191H216ZM230 190V191H229ZM91 191H93L94 193H97V195H94V193L93 192H91ZM99 191H102L101 193H102V195H100V194H98V192ZM109 193H107V192ZM123 191H124V194H123ZM232 191V192H231ZM246 191V192H245ZM89 192H91V194L93 193V195H91ZM104 192V193H103ZM125 192H126V194H125ZM128 192V193H127ZM142 192H145V194L144 195H146L144 198L141 196V195H143L142 194ZM152 192V193H151ZM159 192V195L158 196H156L155 194L156 193H158ZM172 192V193H171ZM178 192L180 193V194H178ZM80 193H82L83 194V196L80 194ZM87 193V194H86ZM155 193V194H154ZM195 193V194H194ZM209 195H208V194ZM2 194V195H1ZM4 194V195H3ZM8 194V195H9ZM88 194H90L89 195V197H88ZM151 194V196L150 197H152L151 198V200H150V197H149V195ZM152 194H154V195H152ZM171 194H174V197H173V195H171ZM206 194V195H205ZM81 195V196H80ZM85 195V196H84ZM128 195H129V197H128ZM139 195V196H138ZM143 195V196H144ZM171 195V196H170ZM180 195V196H179ZM59 196H60V198H59ZM153 196H154V198H153ZM159 196H160V198H159ZM182 196V197H181ZM241 196V197H240ZM243 196V197H242ZM74 197V198H73ZM101 197H102V199H101ZM177 197V198H176ZM184 197V198H183ZM115 198V199H114ZM132 200H131V199ZM139 198V199H138ZM166 198V199H165ZM208 198V199H207ZM99 199H100V201H99ZM113 199H114V201H113ZM120 199H122V202L120 201V203L119 204H121V205H119L118 204V202H119V200ZM137 199H138V201H137ZM146 199V200H145ZM149 199V200H148ZM153 199V200H152ZM210 199V200H209ZM127 200V201H126ZM143 200V202H141ZM214 200V201H213ZM70 201V202H69ZM74 201L76 202V203H74ZM99 201V202H98ZM118 201V202H117ZM136 201H137V203H136ZM149 201V202H148ZM151 201H153V202H151ZM166 201V202H165ZM169 201V202H168ZM190 201V202H189ZM106 202V203H105ZM107 202H109V203H107ZM117 202V203H116ZM129 202H132L129 206H126V205H128V203ZM156 202V203H155ZM176 202V203H175ZM245 202V203H244ZM47 203V204H46ZM56 203V204H55ZM70 203V204H69ZM114 203H116L117 205H116V207H115V204ZM123 203V204H122ZM125 203H127V204H125ZM212 203V204H211ZM59 204L61 205V207H63V208H65L66 207V205H67V207L70 209V210H73L74 212L75 211H77V214H76V212H75V214H73L72 212V214H70V210L69 209H63V208H61V207H59ZM88 204V205H87ZM104 204H106V206H103ZM158 204H159V206L160 207H162L161 209H163V210H161L160 209V207L158 206ZM162 204V205H161ZM8 205V206H7ZM49 205V206H48ZM62 205H64V206H62ZM82 205V206H81ZM110 205V206H109ZM148 205V206H147ZM179 205V206H178ZM212 205H214V207L212 206ZM51 206L53 207V206H55V208L53 207V209L54 210H51L52 208H51ZM89 206V207H88ZM108 206H109V208L111 209L110 211H108L109 210V208H108ZM117 206H119L118 208H119V210H118V208H117ZM235 206H237V208H238V211H237V213L234 215L233 213H235L234 211H233V209L235 208ZM46 207H47V209L48 210H46ZM49 207V208H48ZM66 207V208H67ZM128 207V208H127ZM137 207V208H136ZM58 208H60V209H58ZM74 208V209H73ZM81 208V209H80ZM83 208H86V209H92L91 211L89 210V211H86V209L84 210ZM101 208V210L99 211V209ZM166 208V209H165ZM4 209H5V212H4ZM8 209V210H7ZM103 209V210H102ZM108 209V210H107ZM127 209V210H126ZM173 209H176V210H174L173 211ZM209 209H211L210 211H209ZM81 210V211H80ZM83 210V211H82ZM98 210V211H97ZM106 210V211H105ZM2 211V212H1ZM6 211H9V213L8 212H6ZM54 211V212H53ZM69 211V212H68ZM128 212V213H126V212ZM208 211V212H207ZM3 212L5 213V214H3ZM10 212H12V214L10 213ZM18 212H20V213H18ZM35 212V213H34ZM103 213V215H101L102 213ZM116 212V213H115ZM122 212V213H121ZM193 212V213H192ZM3 215H2V214ZM14 213V214H13ZM33 213V214H32ZM41 213V214H40ZM44 213H45V215L47 214L48 216L46 217V218H41L43 215H44ZM101 213V214H100ZM175 213H177V214H175ZM10 216H9V215ZM20 214V215H19ZM29 214H31V215H29ZM36 216H35V215ZM43 214V215H42ZM50 214V215H49ZM65 214H66V216H65ZM69 214V215H68ZM113 214V217H117L116 219L115 218H112V215ZM114 214H116V215H114ZM127 214V215H126ZM130 214H132L131 216H129ZM219 214V215H218ZM233 214V215H232ZM5 215H7V216H5ZM44 215V216H45ZM57 215V216H56ZM68 215V216H67ZM123 216V218H122V216ZM195 215V216H194ZM41 216V217H40ZM77 216V217H76ZM215 216V217H214ZM7 217V218H6ZM59 217V218H58ZM97 217V218H96ZM102 217V218H101ZM105 217V218H104ZM129 217H131V219L129 218ZM148 217V218H147ZM220 217V218H219ZM58 218V219H57ZM95 218L97 219L96 221H95ZM98 218H100V220L102 221V222H104V223H102V222H100V220L98 221ZM206 218V219H205ZM230 218V219H229ZM5 219V220H4ZM6 219H8L7 221H6ZM104 219V220H103ZM225 219V220H224ZM3 220H4V222H6V224L5 223H3ZM58 220H60V221H58ZM122 220V221H121ZM124 220H125V222H126V224L128 223V227H129V230H126V229H128V227H127V225H125L124 227L126 228V229H124V227L122 228V226L124 225ZM134 220V223L132 224V221ZM215 220H217V221H215ZM220 220L222 221V222H224V223H221L220 222ZM10 221H12V222H10ZM14 221V222H13ZM23 221V222H22ZM29 221V222H28ZM98 221V222H97ZM149 221V222H148ZM225 221H226V223H225ZM9 222V223H8ZM186 222H188V223H186ZM97 223H99V224H96ZM3 224H4V226H3ZM11 224H12V226H11ZM101 224V225H100ZM164 224V225H163ZM174 224H175V226H174ZM180 226H179V225ZM184 224H186V225H183ZM194 224H195V226H194ZM18 225H19V227H18ZM98 225H99V227H98ZM129 225H131V226H129ZM136 225V226H135ZM182 225V226H181ZM190 225V226H189ZM218 225V226H217ZM7 226V227H6ZM9 226H11V227H13V228H9ZM15 226V227H14ZM177 226H179V228L177 227ZM186 226V227H185ZM60 227V228H59ZM135 227H137V228H135ZM182 227V229H180ZM196 227V228H195ZM25 228V229H24ZM137 229V231L135 230V235L134 234H132V237L131 236H127V232H129L130 231V229ZM183 228H184V230H183ZM190 230H189V229ZM10 229V230H9ZM22 229V230H21ZM24 229V230H23ZM46 229V230H45ZM58 229H60V230H58ZM114 229V230H113ZM124 229V230H123ZM195 229H196V231H195ZM204 229V230H203ZM4 230H7V232H5ZM12 230V233L10 232ZM15 230V231H14ZM20 230V231H19ZM126 230V231H125ZM141 230H142V228H141ZM183 230V231H182ZM187 230V231H186ZM193 230H194V232H195V236H197V237H195V236H193L194 235V232H193ZM24 231V232H23ZM59 231V232H58ZM118 231H121V233H124V232H126V233H124V235H125V238H124V235H120L119 233H118ZM162 231V232H161ZM165 231V232H164ZM15 232V233H14ZM115 232L117 233V234H115ZM130 232H133L134 233V231L133 230H131ZM129 232V233H130ZM178 232V233H177ZM5 233H6V236H5ZM185 233V234H184ZM192 233V234H191ZM197 233V234H196ZM207 233V234H206ZM3 234V235H2ZM8 234L10 235V236H8ZM205 234V235H204ZM22 235V236H21ZM114 235V236H113ZM118 235V236H117ZM129 235H131V233L129 234ZM137 235V236H136ZM150 235V234H149ZM199 235V236H198ZM59 236V237H58ZM95 236V237H94ZM120 236H121V238H124V239H121V240H123V241H121V240H119L120 239ZM123 236V237H122ZM126 236H127V238H126ZM134 236L136 237V238H134ZM202 236V237H201ZM10 237V238H9ZM16 237V238H15ZM98 237V238H97ZM194 237V238H193ZM201 237V238H200ZM9 238V239H8ZM60 238V239H59ZM73 238V239H72ZM130 238H132L131 240H130ZM98 239V240H97ZM109 239V240H108ZM127 239H129L130 240V242H127V241H129V240H127ZM134 239H135V241H134ZM3 240H7L6 241V243H4L3 242ZM20 240V241H19ZM118 241L119 240V243L118 242H116V243H114L115 241ZM11 241V242H10ZM108 241V242H107ZM111 241V242H110ZM114 241V242H113ZM133 241V242H132ZM7 242H9V243H7ZM26 242V243H25ZM197 242V243H196ZM22 243V244H21ZM102 243H103V245H102ZM111 243H113L112 244V246H114L113 248L112 247H110L111 246ZM117 243H118V245H117ZM178 243H181V241H179ZM95 244V245H94ZM108 246H107V245ZM115 244V245H114ZM121 244V245H120ZM124 244H128V246H124ZM136 244V245H135ZM3 245H4V248H3ZM7 245V247L5 248V246ZM60 245V246H59ZM68 245V246H67ZM83 245V246H82ZM85 245V246H84ZM106 245V246H105ZM122 245H123V247H122ZM72 246V247H71ZM100 246V247H99ZM103 246V247H102ZM121 246L122 247V249H121V247L119 248V247ZM10 247L12 248V249H10ZM59 247V248H58ZM65 247V248H64ZM75 247V248H74ZM129 249H127V248ZM133 247V246H132ZM64 248V249H63ZM69 248V249H68ZM74 248V249H73ZM81 248V249H80ZM103 248V249H102ZM127 249V250H124V249ZM4 250V252H3V250ZM8 249H10V250H8ZM60 249H62L63 251H62V253H64V254H61L60 252H61V250ZM83 249V250H82ZM122 250L121 252H120V254H119V250ZM134 249V248H133ZM14 250V251H13ZM60 252H59V251ZM66 250V251H65ZM135 250V249H134ZM131 251L130 253H132V252H135V251ZM137 250V249H136ZM5 251H7V253H8V255H6V256H4L5 254H7ZM8 251H10V252H8ZM68 251L69 252H71V253H68ZM74 251V252H73ZM79 251V252H78ZM101 251H103V252H101ZM111 251H115V253L113 252L112 253V255L113 256H111V255H109L108 253H111ZM123 251H125V253H123ZM2 252V253H1ZM59 252V253H58ZM76 252V253H75ZM86 252V253H85ZM96 252L97 253H100L101 254V256H100V254H96ZM108 252V253H107ZM118 252V253H117ZM4 253V254H3ZM24 253V254H23ZM66 253L68 254V256L66 255ZM84 253V254H83ZM102 253H104V256L105 257H103V254ZM119 254V255H114V254ZM136 253V252H135ZM181 253V254H182ZM185 253H187V254H185ZM11 254H13L12 256H14V257H12L11 256ZM61 254V255H60ZM76 254V256H73V255H75ZM190 254H192L191 256H190ZM66 257H65V256ZM70 255H71V257H70ZM97 255V256H96ZM19 256V257H18ZM112 258H111V257ZM119 256V257H118ZM121 256V257H120ZM183 256H180V258L178 259V258H176L175 260H174V262H171V263H169V262H164V263H166V264H182V263H184V262H186L188 259H185V257H183ZM8 257V258H7ZM25 257V258H24ZM62 257V258H61ZM98 257V258H97ZM110 257V258H109ZM114 257V258H113ZM122 257H123V259H122ZM132 258L134 257V255L132 254V256H131ZM16 258V259H15ZM20 258H21V260H23L22 258H24V260H23V262H21V260H20ZM99 259V260H97V259ZM101 258V259H100ZM134 258H136V254H135V257ZM10 259V260H9ZM11 259H12V262H11ZM126 259V260H125ZM137 259V258H136ZM185 259V260H184ZM101 260V261H100ZM119 260L121 261V262H119ZM134 260V259H133ZM24 261H26L25 263H24ZM105 261V262H104ZM107 261H109V263L107 262ZM111 261V262H110ZM128 261V262H127ZM129 261H130V263H129ZM14 262V263H13ZM134 262H136V260L134 261ZM132 264H137V263H132ZM151 264V263H150ZM152 264H154V263H152ZM157 264H162V263H157Z\"/></svg>","mask_w":264,"mask_h":264},{"label":"bare ground","instance_id":"6f19581e","mask_svg":"<svg viewBox=\"0 0 264 264\" xmlns=\"http://www.w3.org/2000/svg\"><path fill=\"white\" fill-rule=\"evenodd\" d=\"M2 1V4H0V155L3 153V152H6V151H8V150H11V149H15V150H18V152H19V156H20V158L16 161V159H14L15 161H16V165L15 164H13V166L15 167V169L13 170L12 169V166H11V169H10V173L12 174V175H10L12 178V180L10 179V184H9V182H8V184L7 183H5L6 182V180H2L1 178V176H0V192H4L5 190H7V188L9 187V190L11 191V193L9 194V193H7V194H5V196L6 197H4V199H2V202H4L3 200H6L8 203H9V207H7V208H9V210L10 211H16L15 213H17V211H26L25 213L27 214V211L28 212H30V211H45V208L43 209V208H41L40 206L42 205V204H40L39 205V203L41 202V200H43V201H46L47 203H54L55 202V195L58 193H56V191H57V187L61 184L62 185V183H63V186L65 187L67 184H68V186H69V183H71V181L73 180V178H74V180L75 179H77V181L78 182H81V184H80V190L82 191V190H84V191H82V193L83 192H87L88 193V190L87 191H85L87 188H89V186L91 187V185H93V184H89L88 186H87V184L88 183H85L86 181V179L87 178H85V174L83 175V174H81V173H75V176H76V178H75V176L73 177L72 175H73V173L72 172H75V171H73L72 170V172L71 173H69V171L67 172L66 171V173L67 174H65L66 176L64 177V175H63V177H64V180L62 181V183H61V177L59 176V169H60V166H61V164L67 159V161L65 162V164L67 163V164H71L72 163V161H74L76 158H78V151L77 150H79V149H77V148H80V147H77V145H75V144H71V143H68L69 144V146L67 147V145H66V139H67V136H68V131H65V130H61V128H60V126H59V124L57 123V124H54V125H50V126H47V125H45L46 124V118L48 117V116H50V115H56L55 117L56 118H58L59 117V115H60V108L62 107L61 105H62V103H66L68 100H69V98L71 97L72 98V96H70V94L72 95L73 93V91H71V87H70V85L73 83L74 84V82L73 81H75V80H71V78H70V75L72 74V72H73V70L75 71V69L77 68V63L79 62V60H80V58L82 57V56H84V58H85V56H86V58H85V62L82 64V65H84V68H86L87 69V66L90 64L91 65V62L93 61V59H95L96 60V58H98L99 59V57H100V55H101V53H102V51L104 50V48L105 49H107V42L105 43L104 42V39H103V42H101V43H99V44H95L94 42H92L93 40H91V34L90 35H88V33H89V31H88V29H87V19H88V17L90 16V10L88 9V10H86L84 7H82L83 6V4L82 3H79L78 4V6H76V7H74V8H72V7H70V8H66V9H62V10H58V9H54L55 7H58V3H59V1H62V0H1ZM69 1V0H68ZM78 1V0H77ZM111 0H109V1H106V2H110ZM113 1H115V0H113ZM120 1V0H119ZM129 1V0H128ZM143 1H146V2H143ZM166 1V0H165ZM177 1V0H176ZM175 0H174V2H176ZM186 0H182L181 2H185ZM189 2H190V0H188ZM205 1H207V0H205ZM204 1V2H205ZM70 2V1H69ZM68 2V3H69ZM134 2V1H133ZM133 2L131 3V4H133ZM136 2V1H135ZM139 2H141V4H139V5H143V4H148V3H150V1H148V0H140ZM139 2H136V3H139ZM142 2H143V4H142ZM148 2V3H147ZM155 2H157V4L159 3L158 1H154L153 3L154 4H156ZM162 2V1H161ZM167 3H166V5L168 4V2H169V4H172V3H170V1L168 0V1H166ZM180 2V1H179ZM61 3V2H60ZM68 3H66V4H68ZM71 3V2H70ZM87 3H88V1H87ZM90 3V2H89ZM96 3V2H95ZM121 3V2H120ZM128 3V2H127ZM165 2L163 1V3H161V4H164ZM183 3H181V4H177V2H176V5H177V7H178V9L177 10H174L175 12L177 11V13H179L180 14V11L181 10H179V7H181L182 8V4ZM74 4H76V2L74 3ZM84 4H86L85 3V0H84ZM91 4V3H90ZM97 4V3H96ZM105 4H107V3H105ZM130 4V1H129V3L127 4L128 6H131V5H129ZM160 4V3H159ZM161 4H160V6H161ZM59 5H61V4H59ZM69 5V4H68ZM79 5H82V6H79ZM92 5H93V3H92ZM110 5V4H109ZM122 5V4H121ZM121 5H119V6H121ZM133 5H135V4H133ZM132 5V6H133ZM139 5H137V7L139 6ZM151 5H152V2H151ZM150 5V6H151ZM174 5V4H173ZM178 5H182V6H178ZM188 5H190V3L188 4ZM75 6V5H74ZM87 6V5H86ZM91 5H88V7H90ZM97 6V5H96ZM96 6H94V8H96ZM147 6H149V4L147 5ZM149 6V7H150ZM158 6V5H157ZM156 6V7H157ZM172 6V5H171ZM185 6V5H184ZM199 6V5H198ZM100 7V6H99ZM102 7V6H101ZM109 7V6H108ZM133 7H135V8H137L136 6H133ZM140 7H142V6H140ZM145 7V6H144ZM152 7V6H151ZM155 6H153V8H151L152 10L151 11H153L155 8H154ZM165 7H168V6H165ZM170 7V6H169ZM168 7V8H169ZM176 7V6H175ZM175 7H173V8H175ZM186 7V6H185ZM185 7H183L184 9H187V8H185ZM188 7V6H187ZM98 8V7H97ZM95 9V11H97L98 9ZM112 8V7H111ZM111 8H109V9H111ZM147 8V7H146ZM158 8V7H157ZM160 8H162V6L160 7ZM160 8H158V9H160ZM163 8H164V6H163ZM162 8V9H163ZM215 8V7H214ZM217 8V7H216ZM129 9H132V8H129ZM143 9V8H142ZM142 9L140 10V11H142ZM157 9V10H158ZM162 9H160V11H161V14L160 15H162L163 13H162ZM165 9V8H164ZM164 9H163V11H164ZM172 9V8H171ZM176 9V8H175ZM200 9V8H199ZM56 10H58V12L56 11ZM104 10V9H103ZM102 10V11H103ZM134 10V9H133ZM135 10H138V9H135ZM146 10V12L147 11H149V9L147 10V9H145ZM201 10H202V8H201ZM208 10V9H207ZM212 10V9H211ZM93 11V10H92ZM94 11V12H95ZM100 11V10H99ZM101 11V12H102ZM109 11V10H108ZM129 11V10H128ZM127 11V12H128ZM150 11V12H151ZM165 11H167L166 9H165ZM169 11V10H168ZM188 11H189V8H188ZM191 11V10H190ZM203 11V10H202ZM204 11H205V9H204ZM209 11V10H208ZM251 11V10H250ZM94 12H93V16L95 15L94 14ZM105 12V11H104ZM103 12V13H104ZM107 12V11H106ZM112 12H114L113 10H112ZM112 12L110 13L111 14V16L112 17H110V18H112V19H110L109 20V18H108V20L109 21H111V20H113V17L114 16H116V18L115 19H117V15H115L114 14V16L112 15ZM131 12H133V11H131ZM134 12H136V11H134ZM134 12L133 13H131L132 15H134ZM138 12V11H137ZM158 12V11H157ZM157 12L156 11H154L153 13L155 14L156 13V16L158 15L157 14ZM182 12H183V9H182ZM181 12V13H182ZM186 12V11H185ZM211 12V11H210ZM209 12V13H210ZM213 12V11H212ZM248 11H246L245 12V14L247 13ZM97 13H98V11H97ZM116 13V12H115ZM121 13H123L122 11L119 13V15H118V18H120L121 17ZM129 13V12H128ZM126 14V17H123L122 18V20H121V22H117V20L116 21H111L109 24H111L112 22H114V24H115V22H117L116 23V30H115V34H112L113 32H110L111 33V39L113 38V37H115V38H113V39H116V37H117V40L113 43L112 41H111V43H113V46H111V47H113V48H110V50L108 49V50H106V53H104V55H102L103 56V58H102V56H101V61H102V64L104 65V68H103V66H102V68H103V70H104V72H103V75L101 76V79L104 81L101 85L103 86V84L105 85V86H103V90L106 88L107 89V91H108V89L109 90H111V91H113V93H106L107 91L106 90H104L103 92L104 93H106V95L105 96H107L106 98L108 99L107 101H113L114 103H118V102H115V101H120L121 99H124V97H127V96H129V98H130V100H131V102L132 101H134L133 99H135V98H137L138 97V99L139 98H141V96L142 95H140L141 94V92H144V91H142V89H146V88H140L141 86L143 87V84H142V79H144V77L146 76V75H150V69H149V65H151V63L152 62H154V61H152L151 62V60L152 59H154L155 57V59L157 60V57L158 56H156V55H158V50L160 51L161 50V47H164V49L167 47V46H169V44L166 46V45H162L161 46V44H163V43H165V41L167 40V42L168 43H171V40H173L174 39V41H175V38H176V36H172L171 37V35H170V33L173 35V34H177L176 32H174V33H172L173 32V29H172V32H170L169 33V31L167 32H165L164 31V29H163V27L165 28L166 27V29H168L167 28V26L169 27V25L171 24L170 22H167V20L165 21V19H164V23L165 22H167L166 24H169V25H167V26H163L164 24H163V22L160 24L161 26H158L157 28H155V29H150L151 27L152 28H154L153 26H150V24L148 25L147 23H150L151 21H152V18L151 19H146V20H148V22H146L145 24L147 25V26H145L144 24H142V25H144L145 26V28H147L146 30H145V28H143L144 29V31L143 30H141V28H140V30H141V32H139V25H137V23H139V21H137V19L136 18H138V19H140V18H142L141 16L139 17L138 15H140L139 13H138V15L136 16V20H134V19H132L133 18V16L130 14ZM165 13V12H164ZM170 13V11L168 12V14ZM174 13V12H173ZM177 13H176V15H177ZM203 13V12H202ZM206 13H207V11L205 12V15H206ZM249 13V12H248ZM253 13V11L251 12V14ZM107 14V13H106ZM118 14V13H117ZM147 14H150V13H148L147 12ZM147 14H145V15H147ZM152 14V13H151ZM177 15V18H178V16L180 17V15ZM184 14H186V13H184ZM208 14V13H207ZM100 15H101V13H100ZM105 15V14H104ZM165 15V14H164ZM172 15V14H171ZM181 15H183V14H181ZM189 15V14H188ZM187 14H186V16L185 15H183V16H181V17H183V18H188L187 16H188ZM191 15V14H190ZM201 15V14H200ZM199 15V16H200ZM205 15H202V16H205ZM247 15L249 16V14H246V17H247ZM102 16V15H101ZM110 16V15H109ZM108 15H107V17H109ZM156 16H152L153 18H154V21H155V18H156ZM166 16H168V15H166ZM165 16V17H166ZM170 16V15H169ZM175 16V15H174ZM185 16V17H184ZM198 16V17H199ZM207 16H209V15H207ZM255 16V15H254ZM92 17V16H91ZM90 17V18H91ZM96 17H97V15H96ZM132 17V18H131ZM135 17V16H134ZM149 17H151L150 15H149ZM148 17V18H149ZM180 17V18H181ZM192 17V16H191ZM89 18V19H90ZM147 18V17H146ZM158 18L160 19H163L164 18V16H158ZM170 18H172L171 16H170ZM175 18V17H174ZM182 18V20H184ZM199 18H201V17H199ZM94 19H96L95 18V16H94ZM114 19V20H115ZM145 19V18H144ZM158 19V20H159ZM97 20V19H96ZM95 20V21H96ZM170 20V19H169ZM168 20V21H169ZM172 20V19H171ZM170 20V21H171ZM177 20H180V19H177ZM204 20V19H203ZM253 20V19H252ZM90 21V20H89ZM92 21H93V19H92ZM92 21H90V23H92L93 24V22ZM134 21H136V22H134ZM150 21V22H149ZM154 21H152V22H154ZM185 21V20H184ZM183 21V22H184ZM226 21H228V20H226ZM102 22V21H101ZM151 22V24L153 25L154 23H152ZM156 22H158V21H156ZM173 22V21H172ZM211 21H208V23H210ZM225 21H222V23H224ZM89 23V24H90ZM95 23V22H94ZM140 23H141V21H140ZM160 23V22H159ZM159 23L158 24H156V26L157 25H159ZM177 23H178V21H177ZM206 23V22H205ZM207 23V24H208ZM92 24H90V25H92ZM163 24V25H162ZM179 24V23H178ZM227 24H228V22H227ZM89 25V26H90ZM94 25V24H93ZM113 25V24H112ZM112 25H111V27H112ZM155 25V24H154ZM180 25H182V24H179V26ZM184 25H185V23H184ZM213 25V24H212ZM215 25V24H214ZM225 25H226V22H225ZM114 26V25H113ZM143 26V27H144ZM155 26V27H156ZM171 26H172V24H171ZM173 26H175V25H173ZM179 26L177 27L178 29H182L184 26H182V27H180L179 28ZM206 26V25H205ZM208 27H209V25H207ZM223 26V25H222ZM93 27V26H92ZM109 27V26H108ZM204 27V25L202 26V28ZM243 27V26H242ZM114 28V27H113ZM112 28V31L114 30ZM176 28V26H175V29L176 30H178ZM188 27H186L185 26V29H187ZM210 28H211V26H210ZM213 28H214V26H213ZM224 28V27H223ZM226 28V27H225ZM228 28V27H227ZM264 28V27H263ZM90 29H91V27H90ZM89 29V30H90ZM170 29V28H169ZM168 29V30H169ZM204 29H206V28H204ZM212 29V28H211ZM229 29H231V28H228V31H229ZM251 29V28H250ZM97 30V29H96ZM95 30V31H96ZM101 30H102V28H101ZM214 30V29H213ZM225 30V29H224ZM232 30H234L233 28H232ZM263 30V29H262ZM92 33L93 32H95V31H92V30H90ZM205 31V30H204ZM206 31H207V29H206ZM227 31V30H226ZM235 31H237V30H235ZM243 31V30H242ZM90 32V33H91ZM98 32V31H97ZM97 32H95V33H97ZM179 32V31H178ZM94 33V34H95ZM141 33H144V35H141ZM148 33V35L149 36H147V35H145V34H147ZM150 33V34H149ZM167 33H169V35H167ZM186 33H187V31H186ZM189 33V32H188ZM202 33H204V32H202ZM214 33V32H213ZM255 33V32H254ZM137 34H140V35H137ZM205 34H206V32H205ZM215 34V33H214ZM258 34V33H257ZM96 35V34H95ZM95 35H94V38H95ZM112 35H115V36H113L112 37ZM183 34H181L180 36H182ZM185 35V34H184ZM201 35V34H200ZM213 35V34H212ZM188 36V34L186 35V37ZM189 36H191V35H189ZM201 36H205V35H201ZM209 36V35H208ZM215 36V35H214ZM175 37V38H174ZM183 37V36H182ZM186 37H184V38H186ZM218 38L220 37L219 36V34H218V36H217ZM222 37V36H221ZM263 37V36H262ZM172 38V39H171ZM184 38H182V39H184ZM223 38V37H222ZM225 38V37H224ZM228 38V37H227ZM264 38V37H263ZM112 39V40H113ZM181 39V40H182ZM193 39V38H192ZM192 39H191V41H192ZM197 39V38H196ZM102 40V39H101ZM187 40V39H186ZM188 40H189V38H188ZM195 40V39H194ZM108 41H110V40H108ZM198 41V40H197ZM197 41H195L194 43H197ZM100 42V41H99ZM147 44H145V43ZM198 42H201V41H198ZM203 42V41H202ZM202 42H201V44H202ZM255 42V41H254ZM259 42V41H258ZM111 43L109 42V44L111 45ZM148 43L150 44V46H148ZM188 43H189V41H188ZM193 43V42H192ZM220 42H218V40H217V44H219ZM177 44V43H176ZM144 45H146V46H148V48H150L151 46L154 48V46L155 47H159V45L161 46V47H159L160 49H157V54L154 56V53H155V50H153V48H152V50H153V52L151 51V49H149V51H151V53H153L152 55L154 56L153 58H152V56H150L151 55V53L150 52H148V55L151 57V58H149V57H147L148 58V61H149V63H147V61L146 60H143V61H146V66L145 67H148V69H147V71H149V74H147L146 73V75L144 74L145 72H143V74L145 75H143L142 73H141V75H140V67L142 66L141 64H143L142 63V59H143V56L145 57L146 55L144 54L143 55V50H145V47H143ZM171 45V44H170ZM189 45V44H188ZM198 44H196V46H197ZM166 46V47H165ZM180 46V45H179ZM177 47L178 49H180V47ZM181 46H183V45H181ZM187 46V45H186ZM195 46V45H194ZM199 46V45H198ZM108 47H110V46H108ZM190 47H191V45H190ZM193 47V46H192ZM202 47H204V46H202ZM142 48H144V49H142ZM147 48V47H146ZM170 48V47H169ZM175 49V50H178V49ZM182 48V47H181ZM205 48H206V46H205ZM163 49V48H162ZM163 49V50H164ZM201 49H203V48H201ZM208 49H209V46H208ZM189 50V49H188ZM187 50V52H189ZM105 51V50H104ZM162 52V51H161ZM166 52H168V47H167V49H166V51L164 52L163 51V54L164 55H168V53L167 54H165ZM172 52V51H171ZM184 53L186 52V51H183ZM150 53V54H149ZM163 54H160L161 55V57H162V60H164L163 62L165 63V60L167 59V57H170L169 55L168 56H164ZM164 57H163V56ZM166 57V58H165ZM165 58V59H164ZM82 59V58H81ZM146 59V58H145ZM151 59V60H150ZM94 60V61H95ZM156 60H155V62L154 63H157V66L160 64V62H156ZM161 60V59H160ZM161 60V61H162ZM168 60V59H167ZM166 60V61H167ZM84 61V60H83ZM93 61V62H94ZM157 61H159V60H157ZM169 61V60H168ZM162 62V63H163ZM178 62H179V60H178ZM177 62V63H178ZM182 62V61H181ZM97 63H98V61H97ZM145 63V62H144ZM161 63V64H162ZM170 63V62H169ZM168 63V64H169ZM183 63V62H182ZM170 64H174L173 63V61L170 63ZM186 64V63H185ZM78 65H79V63H78ZM145 65V64H144ZM154 65V64H153ZM153 65H151V66H153ZM179 65H180V67H181V64L179 63ZM92 66H93V64H92ZM155 66V65H154ZM164 66H166V63H165V65ZM175 67H176V65H174ZM182 66L183 67H185L184 66V64H182ZM188 66V65H187ZM80 67V66H79ZM90 67V66H89ZM156 67V66H155ZM155 67H153V68H155ZM171 67V66H170ZM101 68V67H100ZM141 68H143V67H141ZM151 68V67H150ZM161 68V67H160ZM160 68H159V70H160ZM163 69H165L164 67H162ZM179 68V67H178ZM187 68V67H186ZM192 67L190 66V68H188V69H191ZM220 68V67H219ZM82 69H83V67H82ZM82 69H81V71H82ZM158 69V68H157ZM175 69H177V68H175ZM195 69V68H194ZM197 69V68H196ZM77 70V69H76ZM156 70V69H155ZM158 70V71H159ZM167 70H168V68H167ZM173 70V69H172ZM193 70V68L190 70V72ZM201 70V69H200ZM199 70V71H200ZM146 71V70H145ZM152 71V70H151ZM157 71V70H156ZM157 71V72H158ZM163 71H165V70H163ZM169 71V70H168ZM185 70H183V72H184ZM188 71V70H187ZM201 71H203V70H201ZM83 72V71H82ZM166 72V71H165ZM172 72H176L175 70L174 71H172ZM171 72V73H172ZM196 72H198V71H196ZM195 72V73H196ZM84 73H86V72H84ZM159 73H160V76H161V71H159ZM167 73V72H166ZM170 73V72H169ZM169 73H168V76H169ZM170 73V75L172 76L173 74H171ZM179 73H180V71H179ZM189 73V72H188ZM192 73V72H191ZM236 73H238V72H236ZM78 74V73H77ZM81 74H83V73H81ZM175 74H178V72L177 73H175ZM193 74H194V72H193ZM199 74H201V72L199 73ZM204 74V73H203ZM84 75V74H83ZM86 75H88V74H86ZM90 75V74H89ZM158 75V74H157ZM181 76H184V74L182 75V74H180ZM179 74H178V77L180 76ZM186 75H188V74H186ZM185 75V76H186ZM195 75V74H194ZM197 75V77H198V74H196ZM202 75V74H201ZM217 75V74H216ZM85 76V75H84ZM83 76V77H84ZM92 76V75H91ZM94 76V75H93ZM98 76V75H97ZM190 76V75H189ZM192 76V75H191ZM203 76V75H202ZM202 76H201V78H202ZM72 77H74V75L72 76ZM81 77H82V75H81ZM81 77H80V80H81ZM87 77V76H86ZM85 77V78H86ZM95 77V76H94ZM151 77H153V76H151ZM150 76L148 77V78H151ZM188 77V76H187ZM186 77V78H187ZM200 77V76H199ZM205 79L207 78L206 76H205V74H204V76H203ZM145 78H147V77H145ZM165 78H167V77H162V81H165L166 79ZM170 78V77H169ZM175 77L173 76V79H174ZM179 78H181V77H179ZM195 79L196 78V76H193L192 78H191V80L192 79ZM204 78H202L203 79V81H206ZM209 78V77H208ZM231 78V77H230ZM88 79H90V76H89V78ZM93 79H95V78H93ZM97 79V78H96ZM152 79H154V78H152ZM163 79H165V80H163ZM168 79V78H167ZM172 79V78H171ZM170 79V80H171ZM177 79V78H176ZM198 79V78H197ZM200 79V78H199ZM98 80V79H97ZM151 80V79H150ZM155 80V79H154ZM169 80V79H168ZM168 80H167V82H168ZM180 80V79H179ZM189 80V79H188ZM187 79H186V81H188ZM221 80V79H220ZM232 80V79H231ZM86 81H87V79H86ZM88 81H90V80H88ZM92 81V80H91ZM90 81V85H91V83L93 82H91ZM145 81H147L146 79H145ZM149 81V80H148ZM153 81V80H152ZM161 81V82H162ZM177 81V80H176ZM176 81H175V83H176ZM196 81H198V80H196ZM200 81V80H199ZM202 81V80H201ZM95 82H96V80H95ZM141 82V83H140ZM143 82H144V80H143ZM149 82H151V81H149ZM149 82H146V83H149ZM156 82V81H155ZM159 82H160V80H159ZM166 82V81H165ZM165 82H162V84L163 83H165ZM166 82V83H167ZM179 82V81H178ZM184 83H188V82H185V81H183ZM189 82H191V81H189ZM193 82V81H192ZM195 82V81H194ZM207 82V81H206ZM205 82V83H206ZM225 82V81H224ZM78 83V82H77ZM88 83V82H87ZM169 83H170V81H169ZM80 84V85H79ZM78 84V86H79V93H83V92H85V89L84 88H86V87H84V85H86L87 86V84H85V80L84 79H82L81 80V82ZM99 84V83H98ZM116 84V85H115ZM125 84H127V88H124V86H125ZM140 84H142V85H140ZM153 84H155L154 82H153ZM172 84V83H171ZM200 84H202V82L200 83ZM204 84V83H203ZM210 84V83H209ZM230 84H232V83H230ZM238 84V83H237ZM75 85V84H74ZM74 85H72V86H74ZM100 85V84H99ZM116 87H115V86ZM145 85V84H144ZM147 85V84H146ZM165 86H166V84H164ZM170 85V84H169ZM206 85V84H205ZM215 85V84H214ZM236 85V84H235ZM234 85V83H233V86H235ZM159 86V85H158ZM203 86V85H202ZM226 86V85H225ZM89 87V83H88V86H87V88ZM205 87V86H204ZM73 88V87H72ZM99 88H100V86H99ZM114 88V89H113ZM122 88H124V89H127V91H128V93H127V91H126V93H127V96L126 95H124V89H123V91H122ZM77 91L78 89H74V91ZM89 90H90V87H89ZM205 90V89H204ZM213 90V89H212ZM91 91V90H90ZM141 91V92H140ZM206 91V90H205ZM228 91V90H227ZM227 91H225V92H227ZM101 92V91H100ZM123 92V93H122ZM177 92V91H176ZM178 92H179V90H178ZM202 92H203V88H202ZM201 92V94H203ZM221 92V91H220ZM86 93V92H85ZM84 93V94H85ZM92 92H90V94H91ZM97 93V92H96ZM125 93V94H126ZM180 93V92H179ZM222 93V92H221ZM221 93H220V95H221ZM75 94V93H74ZM87 95H88V97L90 96L91 97V95H89V91H87V93H86ZM93 94V93H92ZM99 94V93H98ZM228 94H229V91H228ZM78 95H80V94H78ZM102 95V94H101ZM139 95H140V97H139ZM198 96L200 95V92L197 94ZM97 96V95H96ZM105 96H102V98L103 97H105ZM205 96H207L206 94H205ZM74 97V96H73ZM87 97V96H86ZM92 97H93V95H92ZM99 96H97L96 98H98ZM194 97H196V95L194 96ZM223 97V96H222ZM82 98H84L83 97V95H82ZM197 98V97H196ZM196 98H192V99H194L195 101H196ZM199 98V97H198ZM197 98V99H198ZM80 99V98H79ZM79 99H77V101L79 100ZM86 99V98H85ZM85 99H84V101L83 102H85ZM94 99V98H93ZM99 99H101V97L99 98ZM98 99V100H99ZM200 99V98H199ZM209 99V98H208ZM213 99V98H212ZM71 100V99H70ZM69 100V101H70ZM76 100V99H75ZM81 100V99H80ZM79 100V101H80ZM97 100V99H96ZM98 100H97V102H98ZM102 100H105V98H103ZM101 100V101H102ZM194 100H192L193 102H195ZM90 101H94V100H90V98H89V102ZM106 101V100H105ZM105 101H103V104H105L106 102ZM191 101V102H192ZM197 101H199V100H197ZM201 101V100H200ZM219 101H220V99H219ZM88 102V101H87ZM96 101H95V103H97ZM134 102H136V100L134 101ZM139 102V101H138ZM137 102V103H138ZM221 103H222V101H220ZM76 103H78V102H76ZM124 103V102H123ZM140 103V102H139ZM200 103V102H199ZM223 103H224V101H223ZM71 104V103H70ZM98 104V103H97ZM131 104V103H130ZM133 104H135V103H133ZM132 104V105H133ZM195 104H197V103H195ZM205 104V106H207L206 105V103H204ZM68 105V104H67ZM77 105L78 104H76V108H77ZM84 105V104H83ZM90 105H91V103H90ZM90 105H88V106H90ZM117 106H118V104H116ZM116 105H115V107H114V105H113V103H112V105L111 106H113L114 108H115V110H116ZM122 105V108H124L125 109V107L127 106L126 104V106L125 105H123L121 102H120V106ZM138 105V104H137ZM69 106V105H68ZM67 106V107H68ZM72 106V105H71ZM80 106V105H79ZM99 106V105H98ZM124 106V107H123ZM129 106V105H128ZM135 106V105H134ZM197 106V105H196ZM60 107V108H59ZM83 107V106H82ZM85 107H87V106H85ZM100 107H101V105H100ZM113 107H111V109L113 108ZM191 107H194V105L193 106H191ZM190 107V109H192ZM203 107V106H202ZM208 107V109H209V105L207 106ZM207 107L205 108V107H203L204 109H207ZM69 109H70V106L68 107ZM68 108H66V109H68ZM72 108H74L73 106H72ZM98 108V107H97ZM102 108V109H101ZM100 109L101 110H103V108H104V110H103V112L101 113L100 112V115H102L103 114V116H105L106 117V115L108 114L107 112H108V109H109V106L107 107H101ZM105 108H108V109H106V113H104L105 112ZM113 108V109H114ZM127 108H129L130 109V107H127ZM126 108V109H127ZM135 108V107H134ZM137 108V107H136ZM141 108V107H140ZM184 108V107H183ZM187 110H188V108H189V106H188V108L187 107H185ZM195 108V107H194ZM196 108H200L199 110H201V107H199V106H197ZM212 108V107H211ZM210 108V109H211ZM95 108L93 107V109L92 110H94ZM99 108H98V110H100ZM112 109V110H113ZM129 109H127L126 110V112L127 111H129V112H131V109L129 110ZM133 109V108H132ZM207 109V110H208ZM209 109V110H210ZM218 109V108H217ZM226 109V108H225ZM244 109V108H243ZM84 110H87V109H84ZM100 110V111H101ZM120 110H121V112H120V114H122L123 113V109H121L120 108ZM203 110V109H202ZM70 111V110H69ZM74 111L76 112L77 110L74 108ZM136 111H138L137 109H135V110H133L132 111V114H133V112H136ZM186 111V110H185ZM190 112L192 111L193 113H195V112H198V110H189ZM64 112V111H63ZM83 112V111H82ZM88 112V111H87ZM90 112L91 113H93L94 114V112H92L91 110H90ZM90 112H88V113H90ZM115 112V111H114ZM124 112H125V110H124ZM123 113L124 114V117H123V114H122V117L123 118H120V116L121 115H119L118 117H119V120H118V122L120 121H122L125 117H130L129 115L127 116L126 114H128V113ZM189 112V113H190ZM205 112V111H204ZM210 111H208V113H209ZM223 112V111H222ZM193 113H191V114H189V116L190 117H192L194 114ZM207 113V114H208ZM242 113V112H241ZM70 114V113H69ZM78 115H79V112L77 113ZM82 114V113H81ZM84 114V113H83ZM82 114V115H83ZM95 114H98V111H96L95 112ZM95 114L93 115V117H95ZM110 114H111V111H110ZM112 114H113V111H112ZM198 114V113H197ZM206 114V113H205ZM229 114V113H228ZM237 114V113H236ZM236 114H234V115H232V117L233 116H235ZM73 115V114H72ZM75 115V114H74ZM99 115V114H98ZM99 115V116H100ZM115 115V114H114ZM136 115V114H135ZM188 115V114H187ZM199 116L200 115H203V114H198ZM213 115V114H212ZM58 116V117H57ZM67 116H68V113H67ZM81 116V115H80ZM83 116H85V115H83ZM97 116V115H96ZM110 116H113V115H110ZM110 116H108L109 118L107 119V121H110L109 119H110ZM195 117V119L194 120H196L197 119V115L195 114L194 115ZM219 116H220V114H219ZM241 116V115H240ZM240 116H238V117H240ZM53 117V116H52ZM69 117H70V115H69ZM75 117H77L76 115H75ZM82 117V116H81ZM89 117H90V115H89ZM134 117V116H133ZM203 117V119H205L204 121H198L199 123H201V122H205V121H208V120H206V115H205V117H204V115L202 116ZM202 117H201V119H199V120H203L202 119ZM213 117V116H212ZM236 117H237V115H236ZM236 117H234V118H236ZM237 117V119H239L240 120V118L242 117H240V118H238ZM66 118H68V117H66ZM86 118H87V116L86 117H84V121L82 120L81 122H80V124L79 125H81V123H83V122H87L88 123V119L86 120ZM193 118V117H192ZM234 118H233V120H234ZM246 118V117H245ZM248 119H249V117H247ZM246 118V119H247ZM54 119V118H53ZM64 119V118H63ZM71 119V118H70ZM78 119V118H77ZM81 118H79L78 120H80ZM95 119V118H94ZM103 119V118H102ZM106 119V118H105ZM121 119V120H120ZM125 119H127V118H125ZM124 119V120H125ZM131 119V118H130ZM208 119V118H207ZM209 119H211V118H209ZM242 119H244L243 117L241 118V120L240 121H242ZM247 119V120H248ZM257 119V118H256ZM255 119V120H256ZM259 119V118H258ZM257 119V120H258ZM59 120V119H58ZM78 120H76L77 121V123H78ZM91 120H92V117H91ZM124 120L122 121V123H121V125H120V134H118L119 132L117 131L116 132V134H118V135H120V138H119V140L118 141H121L120 143H122L123 141H126L127 140V143H129L128 142V138L125 140V134L127 135V131H125L126 129H128L127 127L129 126V125H127L129 122H127V124H124V123H126V121L127 120H125V122H124ZM192 120V119H191ZM213 119H211V121H212ZM227 120H228V118L225 120L226 122H227ZM230 120V119H229ZM231 120H232V118H231ZM232 120V121H233ZM254 120V119H253ZM52 120H50V122H51ZM57 121V120H56ZM61 121V120H60ZM68 121V120H67ZM66 121V123H68ZM73 121H75V119L73 120ZM104 121V120H103ZM106 121V120H105ZM112 121H113V117H112ZM112 121H111V123H112ZM115 121V120H114ZM135 121V120H134ZM210 121V120H209ZM211 121H210V123H211ZM232 121H231V123H232ZM235 121V120H234ZM251 121V120H250ZM263 120H261L260 122H262ZM49 122V121H48ZM116 122V121H115ZM117 122V123H118ZM178 122V121H177ZM189 122H191V121H189ZM188 122V123H189ZM193 122V121H192ZM191 122V123H192ZM219 122V124H222L220 121H218ZM230 122V121H229ZM246 122V120L244 121V124H247V123H245ZM249 122V121H248ZM252 122V121H251ZM251 122H249V124H247V125H250V123ZM56 123V122H55ZM86 123V124H87ZM91 123H93V122H91ZM110 123V124H111ZM191 123L189 124V125H187V127H189L190 125H191ZM195 123V126H197L196 125V122L194 121L193 122V124ZM206 123V122H205ZM210 123L208 122V123H206L207 125L209 124L210 125ZM214 122L212 121V125H214V124H217V126H220V125H218V123H217V121H216V123H214ZM228 123V122H227ZM254 123V122H253ZM72 124H74V123H72ZM89 124H90V120H89ZM180 124V123H179ZM179 124H178V127H181V126H179ZM192 124V125H193ZM198 124V123H197ZM237 124L239 125L240 123L237 121ZM243 124V123H242ZM242 124H240L239 126H241ZM243 124V125H244ZM83 125V124H82ZM106 125H108V123L106 122ZM105 125V126H106ZM116 124L114 123V126H115ZM125 125H127V127L125 128ZM133 125V124H132ZM167 125H169V123H167ZM208 125V126H209ZM231 125V124H230ZM233 125V124H232ZM231 125V126H232ZM242 125V126H243ZM67 126V124L65 125V127ZM70 126V125H69ZM78 126V125H77ZM104 127L103 125H101L100 124V127ZM119 126V125H118ZM117 126V127H118ZM170 127L169 128H171L173 125H169ZM174 126H177V125H175L174 124ZM194 125H193V127H195ZM206 126V125H205ZM204 126V127H205ZM207 126V128H205V129H203L204 131H205V133H206V130L208 131V129L209 130H211V127L209 128ZM228 126H229V123H228ZM237 126V125H236ZM241 126V127H242ZM245 126V125H244ZM50 127V128H49ZM82 127H86V126H82ZM81 127V128H82ZM91 127V126H90ZM110 127H111V125H110ZM168 127V126H167ZM191 127V126H190ZM187 128L188 130L190 129L191 130V128H193V127H191V128ZM201 127V126H200ZM203 126L201 127V128H204ZM230 127V126H229ZM229 127H228V131H229V133H230V130H229ZM245 127H247V126H245ZM249 127V130L248 131H250V127H251V129H255V128H252V127H254V125H252V126H248ZM67 128H68V126H67ZM67 128H65V129H67ZM73 127H70L69 128V130L70 129H72ZM87 128V127H86ZM97 128H99V127H97ZM130 128V127H129ZM196 128V127H195ZM215 128H218V127H215ZM214 127H212V130L213 129H215ZM225 128V127H224ZM226 128H227V126H226ZM233 128V127H232ZM240 128V127H239ZM262 127H260V129H261ZM88 129H91V128H88ZM87 129V130H88ZM102 129V128H101ZM105 129V128H104ZM103 129V135H105V132L107 131H105ZM106 129H107V126H106ZM110 130H112L111 128H109ZM108 129V130H109ZM118 129V128H117ZM199 128L197 127V130H198ZM236 129V128H235ZM241 129V128H240ZM259 129V128H258ZM263 129V128H262ZM80 130V129H79ZM84 130V129H83ZM145 130H148V128L146 129L145 128ZM152 130H154V129H152ZM151 130V131H152ZM167 130V129H166ZM189 130V131H190ZM217 130V129H216ZM241 130H243V129H241ZM91 131V130H90ZM93 131V130H92ZM132 131V130H131ZM130 131V132H131ZM161 131H163V129H161ZM160 131V132H161ZM196 131V130H195ZM194 131V132H195ZM218 131V132H217ZM217 131H214V132H217V133H215L216 135H219L218 137H216V135L214 134V136L216 137V138H220V135L222 136V132L220 133V131H221V126H220V131H219V129L217 130ZM226 132H228L227 130H225ZM236 131V130H235ZM238 131H239V129H238ZM243 131H245V130H243ZM255 131V130H254ZM256 131H257V129H256ZM255 131V133H257ZM260 132H261V130H259ZM258 131V132H259ZM264 131V130H263ZM76 132V135L78 136L79 135V133L77 134V131H75ZM99 132V131H98ZM148 132V131H147ZM147 132H145V133H147ZM154 132V131H153ZM152 132V133H153ZM197 132V131H196ZM209 132V131H208ZM208 132L206 133V134H208ZM213 132V133H214ZM225 132V133H226ZM237 132V131H236ZM242 132V131H241ZM81 133H82V131H81ZM88 133H92V132H89V130H88ZM88 133H85V134H88ZM111 132H109V134H110ZM131 133H133V132H131ZM130 133V134H131ZM151 133V134H152ZM156 133V134H155ZM157 133L158 132H154L153 134V136H155V135H157ZM173 133V132H172ZM190 133H193L192 132V130H191V132ZM203 134H201V135H206V134H204V132H202ZM211 133V132H210ZM224 133V134H225ZM240 133V132H239ZM242 133H244V132H242ZM252 133V132H251ZM250 133V135H252ZM254 133V132H253ZM84 134V133H83ZM82 134V135H83ZM148 134V133H147ZM159 134V133H158ZM163 134V133H162ZM174 134V133H173ZM194 134V133H193ZM196 135L197 134H199V132H197V133H195ZM212 134V133H211ZM211 134H209V135H211ZM223 134V135H224ZM228 134V133H227ZM235 134H238V133H235ZM235 134H233L235 137H236V135ZM241 134V133H240ZM245 134H246V132H245ZM249 134V133H248ZM70 135H71V137H74V133L72 132H70ZM75 135V136H76ZM81 135V136H82ZM90 135V134H89ZM129 135V134H128ZM149 135H150V133H149ZM164 135V134H163ZM162 135V136H163ZM182 135V134H181ZM190 134L188 133L187 134V136H189ZM201 135H198V137H201ZM213 135V134H212ZM229 135V134H228ZM230 135L232 136V134L230 133ZM257 135V134H256ZM80 135H79V139H80V137H81ZM86 136V135H85ZM111 135H109V137H110ZM158 136H161V134L160 135H158ZM190 136H195V135H190ZM202 136V137H203ZM230 136V137H231ZM239 136H241V135H239ZM260 136V135H259ZM262 136V135H261ZM70 136H69V141H71L72 140V138H71ZM91 136H89L88 138H90ZM103 137V136H102ZM117 137L118 136H116L115 137V139H116V141L114 140V138H113V140H109V143H111L110 141H112L113 143H111V144H113V148L114 149H118V148H120V149H123V145L124 144H120V146L119 145H117L118 144V141H117ZM131 137V136H130ZM156 137V136H155ZM195 137H197V136H195ZM205 137H207V135L206 136H204L203 138H205ZM215 137H213V138H215ZM228 137V136H227ZM227 137H225L226 139H227ZM230 137H229V139H230ZM70 138H71V140H70ZM82 138H83V136H82ZM86 138V137H85ZM124 138V139H123ZM151 138V137H150ZM161 139H162V137H160ZM186 138V137H185ZM185 138H183V140H186V142L188 141V139H185ZM192 138H194V137H192ZM191 138V139H192ZM208 139H209V137H207ZM242 138V136L240 137V139ZM247 138V137H246ZM249 138H251V137H249ZM255 138V137H254ZM253 138V139H254ZM256 138H257V136H256ZM78 139V140H79ZM92 139V138H91ZM99 139V138H98ZM108 139H112L111 137L110 138H108ZM130 139V138H129ZM159 139V138H158ZM196 139V138H195ZM221 139H222V137H221ZM233 139V138H232ZM238 139V138H237ZM248 139V138H247ZM261 139V138H260ZM259 138H258V140H260ZM264 139V138H263ZM74 140V139H73ZM77 140V141H78ZM88 140V139H87ZM100 140H102V138H100ZM105 140H106V138H105ZM105 140H102V141H104L105 142ZM163 140H164V138H163ZM182 140V139H181ZM181 140H180V142H181ZM182 140V141H183ZM210 140V139H209ZM231 140V139H230ZM244 140H246L245 138H244ZM249 140V139H248ZM256 140V139H255ZM262 140V139H261ZM80 141V140H79ZM78 141V142H79ZM90 141V140H89ZM89 141H88V143L87 144H89ZM106 141H108V140H106ZM152 141V140H151ZM150 141V142H151ZM225 141V140H224ZM223 141V142H224ZM238 141V140H237ZM251 141V140H250ZM253 141V140H252ZM76 142V141H75ZM87 142V141H86ZM92 142H93V140H92ZM102 143V146L106 143ZM149 142V141H148ZM147 142V143H148ZM189 142V141H188ZM187 142V143H188ZM195 142H197V141H195ZM200 142H202V141H200ZM207 142H208V140H206L205 141V143L207 144ZM219 142H220V140H219ZM219 142H218V144H219ZM241 142V141H240ZM248 142V141H247ZM258 142V141H257ZM90 143H91V141H90ZM108 142L105 144L106 145V147H105V149H107L108 147H109V149H111L112 148V145H111V147L110 146H108V144H109ZM116 145H115V144ZM123 143H125V142H123ZM152 143V142H151ZM184 143V142H183ZM192 143H194V142H192ZM191 143V145H196L197 147L199 146V144L198 143H195V144H192ZM216 143H217V141H216ZM215 143V144H216ZM221 143V142H220ZM226 143H227V140H226ZM241 143H243V141L241 142ZM253 143V142H252ZM256 143V142H255ZM260 144H261V142H259ZM71 144V145H70ZM81 144V143H80ZM146 144V143H145ZM165 144V147H167V143H164ZM203 144L204 143H202V144H200V146L202 145L203 146ZM205 144V145H206ZM210 145L212 144V146H213V144H214V142L212 141V143H209ZM208 144V145H209ZM215 144H214V146H215ZM224 144V143H223ZM249 144H251V143H249ZM254 144V143H253ZM91 145H93V143L91 144ZM104 145V146H105ZM126 145V144H125ZM129 145V144H128ZM169 145V144H168ZM184 145H185V143H184ZM187 145V144H186ZM189 146H190V144H188ZM204 145V146H205ZM228 145V144H227ZM240 145H242V144H240ZM256 145H257V143H256ZM255 145V146H256ZM88 146V145H87ZM116 146H119L118 148H116ZM148 146V145H147ZM152 146V145H151ZM159 146V145H158ZM200 146H199V148H200ZM211 146V147H212ZM219 146V145H218ZM222 146V145H221ZM219 146L220 148H223L224 146ZM253 146V145H252ZM77 147V148H76ZM89 147V146H88ZM93 147V146H92ZM129 148V146H124V148ZM145 147H146V145H145ZM156 147H157V145H156ZM163 147V146H162ZM162 147H161V149H162ZM196 147V148H197ZM217 147V146H216ZM219 147H217V148H219ZM226 148H227V146H225ZM234 147H235V145H234ZM234 147H233V149H234ZM239 147V146H238ZM244 147V149H245V147L246 146H243ZM250 147V146H249ZM42 148H46V151L44 150L42 153H45V154H43V157H46L47 158V160H46V158H45V160L47 161L46 163H45V165H44V167H43V169H37L36 168V164H37V162H38V160H39V157H40V151H39V149H42ZM97 148V147H96ZM100 148H101V146H100ZM155 148V147H154ZM153 148V149H154ZM164 148V147H163ZM169 147H167V149H168ZM185 148V147H184ZM195 148V149H196ZM199 148H197L196 150L194 149V147H192L191 146V149H194L195 151H197ZM201 148H205V147H201ZM200 148V149H201ZM207 148H209L210 149V147H207ZM253 148V147H252ZM257 148V147H256ZM263 149H264V145H263V147H262ZM261 148V151L263 150ZM81 149H83L82 147H81ZM84 149H86V148H84ZM120 149H119V151H120ZM158 149V150H157ZM156 150L157 151H155L154 153H156L157 152V154L156 155H154V158H155V160H158V161H160L163 157L161 156V157H159V156H157V155H161L162 153H161V150H159V148H157ZM170 149V148H169ZM169 149L167 150L168 152H169ZM177 149V148H176ZM190 149V148H189ZM213 149V148H212ZM228 149V148H227ZM243 149V148H242ZM249 149V148H248ZM251 149V148H250ZM2 150H3V152H2ZM15 150H11L12 151V155H10V156H13V152L15 151ZM93 150V149H92ZM113 150V149H112ZM112 150H109V151H111L112 152V155H113V151ZM128 151H129V149H127ZM201 150H203V149H201ZM205 150H206V148H205ZM217 150H219V149H217ZM217 150H215L214 149V151H217ZM223 150V149H222ZM229 150H232V149H228V151ZM84 151V152H83ZM83 151H81V152H83V154H86V152L87 153H90V151H91V147H90V150H89V148H88V150H83ZM94 151H95V148H94ZM99 148H97V151H96V154L98 153L99 154ZM107 151V150H106ZM109 151H108V154H109ZM119 151H115V152H119ZM123 153H126V152H128V151H126L125 149H124V151H126V152H124L123 150H121ZM121 151H120V154H121ZM173 151V150H172ZM179 151V150H178ZM184 151V150H183ZM182 151V152H183ZM186 152H187V149L185 150ZM189 151V150H188ZM199 151V150H198ZM221 151V150H220ZM18 152L17 153H14V154H18ZM92 153H93V151H91ZM110 152V153H111ZM158 152H160V154L158 153ZM163 153H164V151H162ZM174 152V151H173ZM172 152V153H173ZM200 152V151H199ZM198 152V154L200 155V153ZM230 152V151H229ZM231 152H233V151H231ZM238 152H240V150H238ZM253 152V151H252ZM8 153V152H7ZM46 153H47V155H46ZM123 153H122V155H123ZM166 153V152H165ZM164 153V154H165ZM181 153V152H180ZM185 153V152H184ZM189 153V152H188ZM193 153H194V155L195 156H197L196 155V153L193 151ZM203 153H204V151H203ZM214 153V156H213V159H214V157H216L215 156V154H217V153H215V152H213ZM222 153H223V151H222ZM226 153V152H225ZM228 153V152H227ZM226 153V154H227ZM235 154H236V152H234ZM255 153V152H254ZM253 153V154H254ZM4 154V153H3ZM11 154V153H10ZM82 154V155H83ZM164 154H162V155H164ZM170 154V153H169ZM168 154V155H169ZM182 154V153H181ZM192 154V153H191ZM212 154V153H211ZM221 154V153H220ZM237 154H240V153H237ZM249 154V153H248ZM247 154V155H248ZM44 155H46V156H44ZM89 155V154H88ZM91 155V154H90ZM93 155H94V157L96 158V156H95V153L94 154H92V156H91V158H93ZM109 155H111V154H109ZM127 155V154H126ZM180 155V154H179ZM190 154H188L187 156H189ZM193 155V154H192ZM192 155L190 156V158L192 157ZM198 155V156H199ZM205 155V154H204ZM208 155V154H207ZM228 155V154H227ZM229 155H232V153H230ZM227 156L228 158L230 157V156ZM250 155V154H249ZM248 155V156H249ZM4 156V155H3ZM3 156H1L2 157V159H3ZM7 156H8V154H7ZM65 156H67L66 157V159L64 160V158H65ZM80 157H81V155H79ZM84 156V155H83ZM121 156V155H120ZM124 156H125V154H124ZM141 156V155H140ZM165 156H167L166 154H165ZM176 156V155H175ZM210 157H209V159L211 158V155H209ZM218 157L220 156L219 155V153H218V155H217ZM221 156H224V154L223 155H221ZM226 156V155H225ZM239 156H241V155H239ZM243 156V155H242ZM245 156V155H244ZM244 156L243 157H241V158H244ZM17 157V155L14 157V158H16ZM42 157V156H41ZM108 157H111V156H108ZM122 157V156H121ZM120 157V158H121ZM171 157V156H170ZM170 157L168 156V157H165V158H163V159H165L166 161V164L164 165L165 167L167 166L168 167V165L170 164L169 162H170ZM177 157V156H176ZM175 157V158H176ZM202 158H203V154H202V156H201ZM206 157V156H205ZM233 157V156H232ZM234 157H237L236 155L234 156ZM250 157V156H249ZM254 157V156H253ZM252 157V158H253ZM10 158V157H9ZM12 158V157H11ZM98 156H97V161H98ZM158 158H160V159H158ZM168 160H167V159ZM172 158H173V160H172ZM178 158V157H177ZM180 158H181V156H180ZM184 159H185V157H183ZM188 159V160H190V161H192V159ZM196 158V157H195ZM208 158V157H207ZM224 158H226V157H224ZM227 158V159H228ZM238 158V157H237ZM252 158L250 159V160H252ZM256 158V157H255ZM5 159H6V157H5ZM38 159V160H37ZM42 159H44V158H42ZM125 160H126V158H124ZM141 159H143V158H141ZM218 160H220L219 158H217ZM217 159H215L216 161H217ZM230 159V158H229ZM234 159V158H233ZM80 160L83 162V157H82V159L80 158ZM108 160L110 161V158H108ZM120 160V159H119ZM124 160V161H125ZM154 160V159H153ZM171 160L174 162V157H171ZM177 160V159H176ZM183 160V159H182ZM181 159H180V161L182 162V163H180L181 165H179V164H175V165H179V167L180 168H185V166L184 167H181V166H183L184 165V163L183 162H187L188 160L187 159H185V161L183 160L182 161ZM196 160H197V158H196ZM196 160H194V161H192V162H196L194 165L196 166V164L198 163V161H196ZM211 160L212 159H210V163H207L206 162V160H205V162H206V164H211V165H213L212 163H211ZM232 160V159H231ZM240 159H238V161H239ZM254 161H256L255 159H253ZM3 161V160H2ZM5 161V160H4ZM9 161H11L12 162V160H9ZM9 161H8V163H9ZM40 161V160H39ZM80 161V163L82 164V162ZM126 161H128V159L126 160ZM125 161V163H127ZM162 161V162H161ZM160 161V164L159 165H163V164H161V163H163L164 161L163 160H161ZM168 161V162H167ZM199 161L201 162L202 161V159L200 160L199 159ZM235 161H236V159H235ZM242 161H243V159L241 160V163H242ZM244 161H248V159H246V160H244ZM0 162H1V158H0ZM11 162H10V165H11ZM43 162H45V161H43ZM145 162V161H144ZM176 162V161H175ZM179 162V161H178ZM204 162V161H203ZM220 162H222V160H220ZM219 162V163H220ZM237 162V161H236ZM236 162H235V164H236ZM7 162H5V164H6ZM8 163H7V165H8ZM40 163V162H39ZM39 163H38V165H39ZM110 163V162H109ZM120 163L122 164V163H124L122 160L120 161ZM146 163V162H145ZM151 163L152 164H149V165H152V167H153V162L151 161ZM167 163H168V165H167ZM231 163H232V165H233V162L231 161ZM1 164V163H0ZM3 164H4V162H3ZM64 164V165H65ZM85 164V162H83V165ZM154 164H156L155 163V161H154ZM174 164V163H173ZM190 164H191V162H190ZM190 164H188V165H190ZM201 164H202V162H201ZM230 164V163H229ZM244 164V163H243ZM248 164H249V162H248ZM247 164V165H248ZM260 164V163H259ZM264 164V163H263ZM77 165V164H76ZM93 165H96V164H93ZM125 165V164H124ZM148 165V164H147ZM146 165V166H147ZM149 165H148V170L152 173V170L154 169L155 170V168L153 167V169L151 168V167H149ZM157 170H160V173L162 172V170L161 169H159L161 166H159V168H158V162H157ZM175 165H174V167H175ZM198 165V164H197ZM221 165V164H220ZM220 165H219V167H220ZM224 165V164H223ZM3 166V165H2ZM6 166V165H5ZM4 166V167H5ZM40 166H42V165H40ZM67 165H65V168H67L66 167ZM72 166V165H71ZM70 166V167H71ZM75 166V165H74ZM73 166V167H74ZM98 165H96V167H97ZM114 166H116V165H114ZM191 166H193L192 164H191ZM191 166H189V167H191ZM210 166V165H209ZM214 166V165H213ZM230 166H231V164H230ZM235 166V165H234ZM233 166V168H234V170L233 171H236L237 170V168H236V166L234 167ZM243 166H245V164L243 165ZM249 167L251 166H253V165H251V163L248 165ZM260 166H261V164H260ZM4 167H2V168H4ZM8 167H9V165H8ZM39 167V166H38ZM72 167V168H73ZM76 167V166H75ZM88 167V166H87ZM91 167H92V165H91ZM98 167H100V166H98ZM97 167V168H98ZM120 168L122 167V165L121 166H119ZM142 167H145V166H142ZM156 167V166H155ZM173 167V168H174ZM177 167V166H176ZM179 167H177V168H175V169H179ZM197 168L198 167H200V166H196ZM195 167V168H196ZM218 167V168H219ZM242 167V166H241ZM247 167V166H246ZM249 167H247V168H249ZM254 167V166H253ZM1 168V167H0ZM1 168V169H2ZM42 168V167H41ZM69 168V167H68ZM84 168V167H83ZM86 168V167H85ZM85 168H84V170H85ZM93 168H95V166H93ZM91 169V170H94V169ZM97 168H95V169H97ZM116 168V167H115ZM124 167H122L121 169H119V170H117V172L116 173H114V174H119L120 176L121 175H124L125 174V176H122V178L123 177H125V178H123L124 180H122L121 182H123V183H121V184H119V186L121 187H123V188H125V187H128L129 186V188H130V185L128 184V185H124V184H126V181H125V179L127 178V177H129V176H127V174H129L130 175V173H129V170H127V169H123ZM146 169L145 170H147V167H145ZM149 168H151L152 170H150ZM161 168H164L163 166L161 167ZM172 168V169H173ZM188 167H186V169H187ZM194 168V169H195ZM202 168V167H201ZM206 168H207V165H206ZM209 168V167H208ZM207 168V170L206 169H204V171L206 170V171H208L209 169ZM218 168H216L217 169V171H218ZM225 168H227V166L225 167ZM228 168H232V167H229L228 166ZM227 168V169H228ZM235 168H236V170H235ZM238 168H240L239 166H238ZM88 169V168H87ZM86 169V170H87ZM100 169V168H99ZM117 169V168H116ZM144 169V168H143ZM143 169L141 170V171H143ZM166 168H164V170H165ZM189 169V168H188ZM187 169V170H188ZM199 169V168H198ZM223 169V168H222ZM257 169H259L258 170V172H260V169H262L263 170V167L261 166V168H258L257 167ZM7 170V169H6ZM41 171V173H40V171ZM62 170V169H61ZM68 170H71V169H68ZM78 170V169H77ZM98 170V169H97ZM103 170V169H102ZM100 171V170H98V172L99 173H101V174H99L96 170H94L95 172H96V174L98 173V175H96V176H93L94 178L96 177V179L98 178L97 176H100V175H103L102 177L104 178V177H106L107 179L105 180V178H104V180H105V182H103V181H101V179H102V177H100L101 179H97L96 181H98V180H100V182H103V183H101V184H103V190H104V183L106 184V182H107V184L106 185H111V181L112 180H115L116 179V176H113V177H108V174H111L110 172H111V170L110 171H107L106 172V170H105V172L104 171ZM126 170H127V172H126ZM174 170V169H173ZM191 170H193V168L191 167ZM215 170V169H214ZM223 170H225V169H223ZM83 171V170H82ZM88 172H86V173H88L89 175H90V172H89V169L87 170ZM156 171V170H155ZM167 171V170H166ZM169 171V170H168ZM185 171V170H184ZM196 171V170H195ZM194 171V172H195ZM198 171H201V170H198ZM210 171V170H209ZM220 171H221V169H220ZM226 171V170H225ZM225 171H223V172H225ZM238 171V170H237ZM254 172H255V170H253ZM252 171V173H254ZM264 171V170H263ZM3 172V171H2ZM114 172H115V170H114ZM126 172V173H125ZM145 172V171H144ZM143 172V174L145 175V173ZM147 172L148 171H146V174H147ZM170 172H171V169H170ZM189 172H190V169H189ZM193 171H192V173H194ZM202 172V171H201ZM201 172H199V173H201ZM212 172V171H211ZM222 172V173H223ZM229 172H230V170H229ZM6 172L4 171V174L3 175H6L5 174ZM84 173V172H83ZM91 173H92V171H91ZM108 173V174H107ZM155 173V172H154ZM162 173H165V175H167L168 176V172L166 173V172H162ZM179 173V172H178ZM186 173H188V172H186ZM191 173V172H190ZM198 173V174H199ZM203 173V172H202ZM225 173H228V172H225ZM261 173H262V171H261ZM260 173V174H261ZM7 174H8V172H7ZM80 174L82 175V176H80ZM87 174V175H88ZM95 173L93 172L92 174H91V176L92 175H94ZM153 174V173H152ZM159 174V173H158ZM175 174V173H174ZM173 174V175H174ZM181 174V173H180ZM219 174H221V172L219 173ZM230 175H231V173H229ZM234 173H232V175H233ZM236 174V173H235ZM244 174V173H243ZM86 175V176H87ZM139 175H142V172H140L139 173ZM157 174H155L154 176H156ZM164 174H163V176H165ZM172 175V176H173ZM175 175H177V174H175ZM181 175H184V174H181ZM189 175V173L186 175V176H188ZM191 175V174H190ZM189 175V176H190ZM225 174H223V176H224ZM240 175H242V174H240ZM246 175H248V174H246ZM8 176H9V174H8ZM78 176H80V177H78ZM146 176V175H145ZM150 176V175H149ZM148 176V177H149ZM160 177H161V175H159ZM158 176V177H159ZM171 176V178H174V177H172ZM202 176V175H201ZM200 176V177H201ZM204 176V175H203ZM215 176V175H214ZM243 176V175H242ZM245 176V175H244ZM260 176V175H259ZM3 177H6V176H3ZM73 177V178H72ZM143 178H144V176H142ZM142 177H140V178H142ZM147 177V176H146ZM169 177H170V175H169ZM169 177H168V179H169ZM178 177H180L179 175H178ZM193 177V176H192ZM191 177V178H192ZM199 177V176H198ZM197 177V178H198ZM213 177V176H212ZM238 177V176H237ZM8 178V177H7ZM72 178V179H71ZM94 178H92V181L94 180ZM108 178H112V180L109 182V180H108ZM142 178V179H143ZM150 178V177H149ZM149 178H147V179H149ZM154 178H157V176L156 177H154ZM171 178H170V180H171ZM181 178H183L184 179V176L182 177L181 176ZM189 177H187L186 179H188ZM204 178H205V176H204ZM217 178V177H216ZM235 178V177H234ZM239 178V177H238ZM241 178V177H240ZM5 179V178H4ZM90 179H91V177H90ZM141 179V180H142ZM158 179V178H157ZM157 179H155V180H157ZM160 180H161V178H159ZM163 179V178H162ZM167 179V178H166ZM165 178L163 179V181L164 180H166ZM167 179V180H168ZM175 179V178H174ZM179 179V181L178 182H176L175 180H172V181H175L176 183H179L180 182V178H178ZM177 179V180H178ZM192 179H194V178H192ZM192 179H191V181H192ZM209 179V178H208ZM236 179V178H235ZM260 179V178H259ZM70 180V182L69 183H66L67 181H69ZM74 180L72 181V182H74ZM80 180V181H79ZM103 180V179H102ZM108 180V181H107ZM126 180H129V182H130V178H127ZM154 180V181H155ZM197 180V179H196ZM204 180V179H203ZM202 180V182H204ZM220 180V179H219ZM223 180V179H222ZM7 181H9V180H7ZM90 181V180H89ZM95 180H94V182H96ZM125 181V182H124ZM150 181V180H149ZM148 181V182H149ZM183 181V180H182ZM187 181V180H186ZM189 182H190V180H188ZM201 181V180H200ZM200 181H197V185H198V182H200ZM207 181V180H206ZM252 181V180H251ZM78 182H76L75 181V183L78 185ZM87 182H88V180H87ZM100 182L98 181V183H96V184H100ZM114 182V181H113ZM128 181H127V183H129ZM142 183H144L143 181H141ZM151 183H149V184H151L152 185V183H153V181H150ZM162 182V181H161ZM167 182V181H166ZM165 182V183H166ZM171 182V181H170ZM184 182H185V180H184ZM183 182V183H184ZM193 182V181H192ZM196 182V181H195ZM239 182V181H238ZM250 181H248V183H249ZM257 182V181H256ZM75 183L73 184V183H71L73 186L75 185ZM110 183V184H109ZM163 183V182H162ZM172 183H174V182H172ZM182 183V182H181ZM201 183V182H200ZM210 183V182H209ZM208 183V184H209ZM228 183V182H227ZM237 183V182H236ZM70 184V186L72 187V185ZM86 184V185H85ZM100 184V185H101ZM114 184V183H113ZM153 184H156V183H153ZM185 184V183H184ZM184 184H179V187H181L182 185H184ZM186 184H189V183H186ZM195 185H196V183H194ZM206 184V183H205ZM215 184V183H214ZM240 183H237V185H239ZM243 184V183H242ZM76 185V186H77ZM94 185H95V183H94ZM115 185V184H114ZM143 185V184H142ZM195 185H193V186H195ZM199 185H201V184H199ZM210 185H211V183H210ZM209 185V186H210ZM8 186V187H7ZM69 186V187H70ZM87 186V187H86ZM98 186V185H97ZM96 185L94 186V187H96V189L95 188H93V187H91V188H93L92 190H94L95 192H97V189H100L101 187H97ZM116 186H118V185H116ZM118 186V187H119ZM145 186V185H144ZM156 186H157V184H156ZM162 186V185H161ZM176 186V185H175ZM203 186V185H202ZM208 185H206V187H209ZM212 186L214 187V185L212 184ZM242 186V185H241ZM78 187V186H77ZM109 187V186H108ZM111 187H113V185H111ZM115 187V186H114ZM119 187V188H120ZM147 187V186H146ZM158 187V186H157ZM156 187V188H157ZM172 189H173V187L172 186H170ZM179 187H176L177 189L176 190H178V188ZM201 187V186H200ZM220 187V186H219ZM76 188V187H75ZM75 188H73L74 190H75ZM79 188L77 189L78 190V192L80 191L79 190ZM106 188H107V186H106ZM110 188V187H109ZM119 188L117 189V190H115L116 192L118 191L119 192ZM145 188V187H144ZM148 188H149V190L151 191L152 189V187L150 188L149 186H148ZM202 188V187H201ZM221 188H223V187H221ZM4 189V190H3ZM126 189V188H125ZM161 189H162V187H161ZM170 189V188H169ZM215 189V188H214ZM218 189V188H217ZM68 190V189H67ZM67 190L65 189V191H63V194H62V201L64 200L63 198H66L65 196L69 193L70 195H71V193H73V194H75L76 192H77V190H75V192L72 190V192L70 193V190H69V192L67 193ZM106 190H108V189H106ZM110 191V193H111V195H110V197H109V202H107V203H109V204H113V202H111L112 200V197H113V195H114V193L113 192H115V191ZM121 190H124V189H121ZM127 190H128V188H127ZM126 190V191H127ZM158 190H160V188H158ZM157 190V191H158ZM174 190H175V188H174ZM174 190H172L173 191V193H175L174 192ZM212 190V189H211ZM223 190V189H222ZM90 191V190H89ZM108 191V192H109ZM129 192H130V190H128ZM143 191H145V189L143 190ZM152 191H154V188H153V190ZM179 191V190H178ZM217 191V190H216ZM224 191V190H223ZM230 191V190H229ZM91 192H93V191H91ZM91 192H89L90 194H91ZM102 191H99L98 192V194H100V195H102V193H101ZM107 192V191H106ZM107 192V193H108ZM115 192V193H116ZM117 192V193H118ZM120 192H122V191H120ZM120 192H119V194H120ZM146 192H148V190L146 191ZM232 192V191H231ZM246 192V191H245ZM82 193H80L82 196H83V194ZM86 193V194H87ZM94 193V192H93ZM93 193L91 194V195H93ZM104 193V192H103ZM112 193H113V195H112ZM128 193V192H127ZM152 193V192H151ZM172 193V192H171ZM9 194V195H8ZM72 194V195H73ZM76 194H78V193H76ZM90 194H88V197H89V195ZM109 194V193H108ZM123 194H124V191H123ZM125 194H126V192H125ZM142 194L144 195L145 194V192H142ZM155 194V193H154ZM154 194H152V195H154ZM159 195V192L158 193H156L155 195L156 196H158ZM178 194H180L179 192H178ZM195 194V193H194ZM208 194V193H207ZM2 195V194H1ZM4 195V194H3ZM71 195V196H72ZM80 195V196H81ZM94 195H97V193H94ZM115 195H117V194H115ZM114 195V197L118 200L119 198H121V197H117V196H115ZM127 195V194H126ZM141 195L143 198L146 196V195ZM171 195H173V197H174V194H171ZM170 195V196H171ZM206 195V194H205ZM209 195V194H208ZM74 196V195H73ZM85 196V195H84ZM139 196V195H138ZM151 196V194L149 195V197ZM180 196V195H179ZM261 196H264V189H263V191H262V194H261ZM1 197H3V196H0V200H1ZM75 197V196H74ZM73 197V198H74ZM128 197H129V195H128ZM147 197V196H146ZM182 197V196H181ZM241 197V196H240ZM243 197V196H242ZM59 198H60V196H59ZM90 198V197H89ZM114 198V199H115ZM151 198L152 197H150V200H151ZM153 198H154V196H153ZM159 198H160V196H159ZM177 198V197H176ZM184 198V197H183ZM101 199H102V197H101ZM114 199H113V201H114ZM131 199V198H130ZM139 199V198H138ZM138 199H137V201H138ZM166 199V198H165ZM208 199V198H207ZM263 199H264V197H263ZM66 200V199H65ZM64 200V201H65ZM69 199H67L66 201H68ZM111 200V201H110ZM132 200V199H131ZM146 200V199H145ZM149 200V199H148ZM153 200V199H152ZM210 200V199H209ZM99 201H100V199H99ZM98 201V202H99ZM120 201L122 202V199H120L119 200V202H118V204L120 203ZM127 201V200H126ZM137 201H136V203H137ZM214 201V200H213ZM1 202V201H0ZM1 202V203H2ZM6 202V203H7ZM70 202V201H69ZM116 202V203H117ZM139 202V201H138ZM141 202H143V200L141 201ZM149 202V201H148ZM151 202H153V201H151ZM166 202V201H165ZM169 202V201H168ZM190 202V201H189ZM252 202H253V200H252ZM259 202V201H258ZM262 202V201H261ZM1 203H0V206H1ZM5 203V202H4ZM4 203H2L3 205H4ZM6 203H5V205H6ZM46 203V204H47ZM74 203H76L75 201H74ZM106 203V202H105ZM116 203H114L115 204V207H116ZM132 202H129L128 203V205H126V206H129L130 204H131ZM156 203V202H155ZM176 203V202H175ZM245 203V202H244ZM260 203V202H259ZM56 204V203H55ZM70 204V203H69ZM111 204V207L112 208H114L113 207V205ZM123 204V203H122ZM125 204H127V203H125ZM212 204V203H211ZM256 204V203H255ZM258 204V203H257ZM2 205V206H3ZM88 205V204H87ZM119 205H121V204H119ZM162 205V204H161ZM2 206H1V208H2ZM8 206V205H7ZM49 206V205H48ZM62 206H64V205H62ZM82 206V205H81ZM103 206H106V204H104ZM110 206V205H109ZM109 206H108V208H109ZM148 206V205H147ZM158 206H159V204H158ZM179 206V205H178ZM213 207H214V205H212ZM3 207H6V206H3ZM54 208H55V206H53ZM53 207L51 206V210H54L53 209ZM59 207H61V205L59 204ZM65 207V206H64ZM66 207H67V205H66ZM63 208V207H61V208H63V209H69L68 207L67 208ZM89 207V206H88ZM110 207V208H111ZM119 206H117V208H118ZM160 207V206H159ZM0 208V209H1ZM49 208V207H48ZM109 208V210L108 211H110L111 209ZM128 208V207H127ZM137 208V207H136ZM162 207H160V209H161ZM58 209H60V208H58ZM74 209V208H73ZM81 209V208H80ZM84 210L86 209V208H83ZM166 209V208H165ZM2 210V209H1ZM8 210V209H7ZM46 210H48L47 209V207H46ZM70 210V209H69ZM90 209L88 208V209H86V211H89ZM92 210V209H91ZM90 210V211H91ZM101 210V208L99 209V211ZM103 210V209H102ZM114 210H116V208H114ZM118 210H119V208H118ZM127 210V209H126ZM161 210H163V209H161ZM174 210H176V209H173V211ZM211 209H209V211H210ZM21 211V213L20 212H18V213H20V214H25L24 212H22ZM73 210H70V214H72L73 212H72ZM81 211V210H80ZM83 211V210H82ZM98 211V210H97ZM106 211V210H105ZM117 211V210H116ZM233 211L235 212V213H233L234 215L237 213V211H235L234 209H233ZM2 212V211H1ZM4 212H5V209H4ZM3 212V214H5ZM6 212H8L9 213V211H6ZM54 212V211H53ZM69 212V211H68ZM72 212V213H71ZM76 212V214H77V211H75ZM75 212L73 213V214H75ZM126 212V211H125ZM208 212V211H207ZM11 214H12V212H10ZM35 213V212H34ZM102 213V212H101ZM100 213V214H101ZM116 213V212H115ZM122 213V212H121ZM126 213H128V212H126ZM193 213V212H192ZM2 214V213H1ZM2 214V215H3ZM14 214V213H13ZM19 214V215H20ZM21 215V216H24V215ZM25 214V215H26ZM33 214V213H32ZM41 214V213H40ZM175 214H177V213H175ZM232 214V215H233ZM9 215V214H8ZM29 215H31V214H29ZM35 215V214H34ZM43 215V214H42ZM44 215H45V213H44ZM40 216L41 218H46L48 215L46 214L45 216ZM50 215V214H49ZM69 215V214H68ZM67 215V216H68ZM78 215V214H77ZM101 215H103V213L101 214ZM114 215H116V214H114ZM127 215V214H126ZM132 214H130L129 216H131ZM219 215V214H218ZM5 216H7V215H5ZM10 216V215H9ZM32 216V215H31ZM36 216V215H35ZM57 216V215H56ZM65 216H66V214H65ZM112 216V218H115V217H113V214L111 215ZM122 216V215H121ZM195 216V215H194ZM1 217H3V216H1ZM1 217H0V219H1ZM77 217V216H76ZM215 217V216H214ZM7 218V217H6ZM59 218V217H58ZM57 218V219H58ZM97 218V217H96ZM95 218V221L97 220ZM102 218V217H101ZM105 218V217H104ZM117 218V217H116ZM115 218V219H116ZM122 218H123V216H122ZM130 219H131V217H129ZM148 218V217H147ZM220 218V217H219ZM47 219V218H46ZM206 219V218H205ZM230 219V218H229ZM5 220V219H4ZM4 220H3V223H5L6 224V222H4ZM8 219H6V221H7ZM100 220V218H98V221ZM104 220V219H103ZM225 220V219H224ZM58 221H60V220H58ZM97 221V222H98ZM122 221V220H121ZM215 221H217V220H215ZM10 222H12V221H10ZM14 222V221H13ZM23 222V221H22ZM29 222V221H28ZM100 222H102L101 220H100ZM124 222H125V220H124ZM149 222V221H148ZM220 222L221 223H224V222H222L221 220H220ZM2 221H0V227L2 228V229H4L3 227H2ZM9 223V222H8ZM102 223H104V222H102ZM134 223V220L132 221V224ZM186 223H188V222H186ZM225 223H226V221H225ZM96 224V223H95ZM97 224H99V223H97ZM96 224V225H97ZM7 225V224H6ZM101 225V224H100ZM125 225H127V227H128V223L126 224V222L124 223V225L122 226V228L125 226ZM164 225V224H163ZM179 225V224H178ZM183 225V224H182ZM181 225V226H182ZM184 225H186V224H184ZM183 225V226H184ZM231 225V224H230ZM230 225H227V226H229L230 227ZM3 226H4V224H3ZM11 226H12V224H11ZM11 226H9V228H13V227H11ZM129 226H131V225H129ZM136 226V225H135ZM174 226H175V224H174ZM180 226V225H179ZM179 226H177L178 228H179ZM190 226V225H189ZM194 226H195V224H194ZM218 226V225H217ZM7 227V226H6ZM15 227V226H14ZM18 227H19V225H18ZM98 227H99V225H98ZM126 227V228H127ZM186 227V226H185ZM20 228V227H19ZM60 228V227H59ZM125 227H124V229H126ZM135 228H137V227H135ZM141 228H142V230H141ZM141 228L139 227V228H137V229H139L138 231H137V229H135L138 233H137V235H138V237L139 238H137V240L135 241V239H134V243H137V246L136 247H134V244H131V242H130V240L132 239V238H130V240L129 239H127V240H129V241H127V242H130V244H129V246H131V247H129V248H132V250L130 249H128L127 247V249L131 252V251H133L134 249V251L136 252H132V253H130V252H126V253H129L131 256H132V254L134 255V257H135V254H136V258H132L131 256L129 257V258H127V256L125 255V257H126V259L127 260H131V261H133L132 263H137V264H152V263H154V264H157V263H162V264H166V263H164V262H169V263H171V262H174V260L176 259V258H180V256H183V251L184 250H186V247H187V245L191 242V238L189 237V236H180V235H176V237H174V236H172V235H170V234H168V232L166 233L165 231V233H163L162 231V233H159L158 231H150L151 229H149L148 227H146L145 225H143V226H141ZM196 228V227H195ZM226 228H228V227H226ZM25 229V228H24ZM23 229V230H24ZM123 229V230H124ZM180 229H182V227L180 228ZM189 229V228H188ZM1 230V229H0ZM10 230V229H9ZM22 230V229H21ZM46 230V229H45ZM58 230H60V229H58ZM114 230V229H113ZM126 230H129V227H128V229H126ZM125 230V231H126ZM131 230H133L134 231V233L133 232H130ZM135 230L134 229H130V233H131V235H129L130 233L129 232H127V236L129 237V236H131L132 237V234H134L135 235ZM183 230H184V228H183ZM182 230V231H183ZM190 230V229H189ZM204 230V229H203ZM5 232H7V230H4ZM15 231V230H14ZM20 231V230H19ZM185 231V230H184ZM187 231V230H186ZM195 231H196V229H195ZM11 233H12V230L10 231ZM24 232V231H23ZM59 232V231H58ZM121 233V231H118V233ZM193 232H194V230H193ZM1 233V232H0ZM15 233V232H14ZM119 233V234H120ZM124 233H126V232H124ZM124 233H121L120 235H124ZM178 233V232H177ZM115 234H117L116 232H115ZM150 234V235H149ZM185 234V233H184ZM192 234V233H191ZM197 234V233H196ZM207 234V233H206ZM1 235V234H0ZM3 235V234H2ZM136 235V236H137ZM205 235V234H204ZM5 236H6V233H5ZM8 236H10L9 234H8ZM22 236V235H21ZM114 236V235H113ZM118 236V235H117ZM127 236H126V238H127ZM193 236H195V232H194V235ZM199 236V235H198ZM1 237V236H0ZM7 237V236H6ZM59 237V236H58ZM95 237V236H94ZM123 237V236H122ZM195 237H197V236H195ZM202 237V236H201ZM200 237V238H201ZM10 238V237H9ZM8 238V239H9ZM16 238V237H15ZM98 238V237H97ZM124 238H125V235H124ZM124 238H121V236H120V239L119 240H121V239H124ZM134 238H136L135 236H134ZM194 238V237H193ZM198 238V237H197ZM60 239V238H59ZM73 239V238H72ZM98 240V239H97ZM109 240V239H108ZM119 240L118 241H113L114 243H116V242H118L119 243ZM133 240V239H132ZM5 240H3V242H4ZM7 241V240H6ZM6 241L4 242V243H6ZM20 241V240H19ZM121 241H123V240H121ZM179 241H181V243H178ZM11 242V241H10ZM108 242V241H107ZM111 242V241H110ZM133 242V241H132ZM7 243H9V242H7ZM26 243V242H25ZM118 243H117V245H118ZM197 243V242H196ZM10 244V243H9ZM22 244V243H21ZM112 244L113 243H111V246L110 247H114V246H112ZM95 245V244H94ZM102 245H103V243H102ZM107 245V244H106ZM105 245V246H106ZM115 245V244H114ZM121 245V244H120ZM136 245V244H135ZM0 246H2V244L0 243ZM60 246V245H59ZM68 246V245H67ZM83 246V245H82ZM85 246V245H84ZM108 246V245H107ZM124 246H128V244L126 245V244H124ZM7 247V245L5 246V248ZM72 247V246H71ZM100 247V246H99ZM103 247V246H102ZM119 247V246H118ZM121 247V246H120ZM119 247V248H120ZM122 247H123V245H122ZM122 247H121V249H122ZM3 248H4V245H3ZM8 248V247H7ZM59 248V247H58ZM65 248V247H64ZM63 248V249H64ZM75 248V247H74ZM73 248V249H74ZM124 249V250H127V249ZM134 248V249H133ZM10 249H12L11 247H10ZM10 249H8V250H10ZM69 249V248H68ZM81 249V248H80ZM103 249V248H102ZM119 250L118 252H119V254H120V252L122 251V250ZM137 249V250H136ZM3 250V249H2ZM5 250V249H4ZM4 250H3V252H4ZM61 250V254H64V253H62V249H60ZM83 250V249H82ZM11 251V250H10ZM10 251H8V252H10ZM14 251V250H13ZM66 251V250H65ZM6 253H7V251H5ZM58 252V253H59ZM74 252V251H73ZM79 252V251H78ZM101 252H103V251H101ZM115 253V251H111V253H108L109 255H111V256H113L112 255V253ZM117 252V253H118ZM2 253V252H1ZM68 253H71V252H69L68 251ZM76 253V252H75ZM86 253V252H85ZM114 254L115 256L116 255H119V254ZM122 253V252H121ZM123 253H125V251H123ZM182 253V254H181ZM4 254V253H3ZM24 254V253H23ZM60 254V255H61ZM84 254V253H83ZM96 254H100V253H97L96 252ZM103 254V257H105L104 256V253H102ZM185 254H187V253H185ZM6 255H8V253L7 254H5L4 256H6ZM13 254H11V256H12ZM66 255L68 256V254L66 253ZM192 254H190V256H191ZM65 256V255H64ZM73 256H76V254L75 255H73ZM97 256V255H96ZM100 256H101V254H100ZM110 256V257H111ZM186 256V255H185ZM185 256H183V257H185ZM12 257H14V256H12ZM19 257V256H18ZM66 257V256H65ZM70 257H71V255H70ZM109 257V258H110ZM117 257V256H116ZM119 257V256H118ZM121 257V256H120ZM8 258V257H7ZM25 258V257H24ZM24 258H22L23 260H24ZM62 258V257H61ZM98 258V257H97ZM96 258V259H97ZM112 258V257H111ZM114 258V257H113ZM178 258V259H179ZM189 257H185V259H188ZM16 259V258H15ZM101 259V258H100ZM122 259H123V257H122ZM125 259V260H126ZM134 259V260H133ZM184 259V260H185ZM10 260V259H9ZM20 260H21V258H20ZM23 260H21V262H23ZM97 260H99V259H97ZM136 260V262H134ZM101 261V260H100ZM11 262H12V259H11ZM26 261H24V263H25ZM105 262V261H104ZM108 263H109V261H107ZM111 262V261H110ZM119 262H121L120 260H119ZM128 262V261H127ZM14 263V262H13ZM27 263V262H26ZM129 263H130V261H129ZM131 263V264H132ZM18 264H19V262H18ZM22 264V263H21ZM28 264V263H27ZM32 264V263H31ZM106 264V263H105ZM119 264V263H118Z\"/></svg>","mask_w":264,"mask_h":264},{"label":"crops","instance_id":"0c3cea01","mask_svg":"<svg viewBox=\"0 0 264 264\" xmlns=\"http://www.w3.org/2000/svg\"><path fill=\"white\" fill-rule=\"evenodd\" d=\"M263 197H252L230 227L217 228L219 236L204 241L202 251L182 264H264ZM234 210L238 211L237 206Z\"/></svg>","mask_w":264,"mask_h":264}]
</instances>
